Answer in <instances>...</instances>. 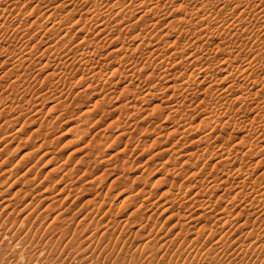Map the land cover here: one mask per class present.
I'll list each match as a JSON object with an SVG mask.
<instances>
[{
  "label": "rangeland",
  "instance_id": "1",
  "mask_svg": "<svg viewBox=\"0 0 264 264\" xmlns=\"http://www.w3.org/2000/svg\"><path fill=\"white\" fill-rule=\"evenodd\" d=\"M2 1H3L2 3H4V0ZM7 1L8 0H6V2L3 4L2 7L7 6V3H8V6L10 4L12 7H16L18 10L17 12L15 10V12H12V13L7 12V14L0 11V14H1L0 15V28H2L3 27L2 24H4V27L2 28L3 30L1 29L3 34L0 31V35L2 34L0 36V39H1L0 42L2 41L0 43V50L2 48V50L0 51L1 52L0 55L1 54L3 55V56L2 55L0 56V243H1L0 244V264H264V249H263L264 248L263 247L264 246V222L262 223V219L264 221V215H262L264 214L263 213L264 212L263 210L264 201L261 202L262 199L264 200V194H263L264 187L261 188L262 185L264 186V161H263L264 160V149L261 150L262 148H264V142L261 141L262 137H264V130H263L264 128L262 130L258 129V124H255L254 122L251 121L253 120L252 117H254L255 115V112L253 110L252 112L251 110H247L244 107V109L247 110V112L241 108L245 112H242L241 110L239 113L238 107L242 105L239 103L234 104V108L230 107L232 108V110L234 109L233 111H231L232 113H229L230 115L228 114L227 116L226 113H225L226 115L221 114L222 116L226 118H223V120L221 118L222 121L221 120L220 121L222 123L220 126L217 125L220 123H216L218 122L216 120L215 121L211 120V122H208L209 119L206 120L207 118H209L208 116H212L213 114L217 116V114L220 115L219 114L220 111L222 112L224 111L223 109L219 110L221 103L223 102L220 100L223 98H226V97H222L223 96L222 94L226 86H228L231 83L229 82L230 81L229 78L231 76H232L231 80L236 79L233 77H238L240 76L242 71L244 72V69L246 68L250 69L249 67H253L251 69H252V72H255V73H251L254 77L250 75L249 77L250 81L254 80L260 83L264 82V78H263L264 76V44L260 45V43L264 41V38L259 31L260 30V28L258 27L259 24L255 23L256 19L254 17H250V18L248 17L251 27L249 24H247L249 25V26L246 25L247 27H249L248 28L249 33H245L246 35L245 34L243 35V38H246V37L252 36L255 33L251 41H249L250 43L246 39L244 40L245 41L244 42L243 38L241 37L242 39L241 38L240 40L238 39V42H236L235 40H232V43L225 39L221 40L219 38H214V39H211L210 42L207 44L206 41H207L208 36L209 38H211L213 34L217 35L216 34L217 31L214 28L216 27V25H213L212 28L210 26L209 28L210 30L208 29V30H203V32L201 31V33L199 32L198 33L199 35L198 34L192 35V33L188 35V31H186L187 30L186 26L188 22H186L185 20H183L184 22L182 21V19L185 16H186L185 17L186 20H189V18H192L190 15V12L192 13V9L195 8L194 4L202 3L203 0H198L197 2L196 0H190V1L189 0L188 1L187 0H178V1L174 0V3H173V0H150V1L147 0L148 4L146 7H142L139 3L140 2L142 3L143 1L144 2H147V1L145 0L136 1L135 0L136 9L134 10V12H131V13L128 12L129 14L127 13V15H123L124 13L119 14L120 16L116 15L117 14L116 10L121 9V6H123V4L126 5L128 0H122L124 2L126 1V3L121 2L120 0H93L94 2L92 0L90 1L89 0L87 1L86 0H77V1L70 0V2L68 0H16L18 4H16V1H15L14 6L13 4H11L14 2V0L13 1L9 0L8 2ZM131 1L133 0H129V2ZM191 1L193 2L195 1V2L193 3ZM205 1H208V0H205ZM99 2L101 3L99 4ZM180 4L182 5L181 9H178V7H180ZM220 5L224 9L219 10V8H222ZM227 5L229 8H227ZM96 6L97 7L99 6L98 7L99 9ZM150 6L156 7L157 10L155 9V11L157 12H158V9H162V10H159V12L162 11L160 12V14L163 13L165 15V11H166L167 16H165V18L166 17L168 18L169 16L172 17L173 14L171 12L173 11V9L175 10L176 8V10L173 11V13L176 16L174 15V17L172 18L169 17L168 19L167 18L161 19V17L163 18L164 16L163 14L161 16L159 12L157 14L156 12H154V10L153 11L149 10V12H147L148 11L147 9ZM215 6H218L217 8L215 7V9L219 10V12L224 10L221 13L219 21L216 23L218 26H222L224 24V26L219 28V31L222 32L223 28H226L227 24L229 26V24L234 21L233 19L236 18V13H232L234 11L230 13V11L233 9L228 11V9H230L234 5L232 2H229V3L227 2V3H222V4L220 3L219 5H215ZM159 7H162V8H159ZM183 7L185 8L184 11L182 9ZM249 9L251 8L249 7ZM98 10H102L101 12L111 13L110 14L111 17H108L107 15L105 16L99 15L97 17V15L100 12V11L98 12ZM168 11L170 12L168 13ZM176 12H178L179 14ZM186 12H188L189 15ZM3 13L5 15L11 14L12 16L15 15L16 13L17 14L15 15V17L14 16L11 17V16H5ZM20 13L21 15H19ZM225 13H227V15ZM146 14H149V16ZM2 15H3V18H2ZM18 15L20 16L19 20L17 18ZM114 15H116V17ZM223 15L226 18V20L223 17ZM61 16L62 17L64 16L66 24H64L62 29L60 28L58 30L55 29L56 31L51 30L50 28L51 26H53L55 23L58 24L60 20L61 21L63 20ZM92 16H94V18H92ZM141 16H142V19L139 20L138 18ZM150 16H153V17L157 16L158 20L157 18L155 20V18L150 17ZM95 17H97L98 19ZM7 18L9 22L5 20ZM78 18L80 20H85L83 21V24H82L83 26L82 25L79 26V24L77 23L78 21L76 20H79ZM223 18H224L223 21L225 22L221 23L220 21H222ZM1 19L5 23L1 21ZM11 19L12 21L13 19H15V22L13 21L14 22L13 23ZM101 19L108 21L106 22L107 24L106 23L104 24V26L107 25L106 27L109 32L115 28L118 29V32L120 31L121 32L118 33L116 31L110 35L107 32L100 33L101 29L103 30L104 28H106V27H100V26L96 27L100 23ZM172 19L176 21L174 22ZM179 19L181 21L180 23H179ZM160 20L162 21V23ZM119 21L121 22L123 21L122 25L120 24L121 22L119 23ZM156 21L158 22L160 21L161 24L159 23V26L157 25L156 27L153 28L151 23L156 22ZM171 22H174V23H171ZM175 23H176V28H173L175 27ZM181 23H184L185 26L184 24L182 25ZM12 24H15V25L12 26ZM117 24L119 27L117 26ZM136 24L139 25L140 27L136 26ZM171 24L174 25V26L172 25V28L170 27ZM189 24L190 23H188V25ZM192 24L194 25V23ZM5 25H8L12 29L10 30V28H8V26H5ZM84 25L85 26L87 25L86 26L87 28L85 27L83 32H80V30L78 31V29L83 30ZM253 25H256V26L253 27ZM19 26H22V27L20 28ZM17 27H19L20 30L22 31L18 30L19 28ZM47 27L50 29L47 30L48 29ZM252 27L253 29L252 31L250 30L251 31L250 32L249 29H251ZM181 28H183V30ZM213 28H214V31H212ZM7 30L9 33H7ZM17 30L18 32H16ZM69 30H71L72 32ZM173 30L174 32H172ZM178 30L180 33L178 32ZM254 30L257 32V35L259 34L262 37V41L260 42L258 41L256 37L257 36L256 32ZM14 31L17 34H15ZM47 31L48 32L50 31V32L48 33ZM175 31L180 36H182L183 34V37H180V38L178 37L179 38L178 39L176 36H172L173 34L176 35ZM68 32L71 34H69ZM181 32L183 33L181 34ZM117 33H118V36H117ZM148 33H151L150 34L151 37L154 36L153 34L155 35L157 34L156 35L157 37H155L153 41L152 39H150L151 38L150 36H148L149 39L145 38L146 40L145 39L142 40V38L145 37V35ZM159 33H160V36H158ZM167 33L169 35V38H168ZM34 34L37 36H35ZM106 34L108 38L105 36ZM140 34L143 36H141ZM3 35L5 37H3ZM8 35L9 36L13 35V36L9 37ZM133 35L135 38H132ZM62 36H69V37H62ZM83 36L84 37L87 36L86 39L88 40V42L83 43V45L80 46L82 47L81 49L78 43L83 42L82 40ZM116 36L117 38H120V39H117ZM197 36L199 37L197 38ZM21 37H23V39ZM161 37H163L165 40L167 39L166 41H164L166 42V44L161 43L163 42V40H161ZM3 38L8 39V40L4 39L5 40L4 42L2 40ZM51 38L52 40L54 39L53 42L52 40H50ZM156 38L158 40H156ZM168 39H170L171 41L169 40L170 41L169 42ZM91 40H93L92 44L93 43L95 44L92 45ZM115 40L116 42L119 40L118 41L119 45L120 46L122 45L121 48H123L124 46L126 50H131L129 51V53L127 52L125 53L126 55L125 54L124 55L126 56V58L127 56H130L132 59L130 57L129 59L127 58L128 60L126 58L124 59V57H122L123 54L120 57H116V59L115 57H111L110 55H108V53H110V51L114 49L113 42H115ZM144 40L147 42H145ZM159 40L161 44L159 42H158L159 44L157 43V41ZM252 40L255 41V43L252 42ZM57 41L59 43L61 42L62 44L61 43L60 44L62 46ZM141 41L145 42V45L143 44L144 46L142 45V43H141L142 46L140 45ZM167 41L170 43L169 48L167 45L168 43ZM171 42L174 45H172ZM192 42L195 43L196 49L194 48L193 46L194 43ZM229 42L232 46L229 45ZM233 42L236 48L233 46ZM154 43H156L157 46L159 45L158 47L159 48L161 47L163 50L161 48L160 50H156L157 48L155 49V47L157 46L154 45ZM190 43L192 44V46ZM204 43L206 44V46L201 47L202 44L205 45ZM76 44L80 50H78V47L77 48L75 47ZM88 44H91V46ZM217 44L220 45V48H218ZM242 44H244V46ZM228 45H229V49H228ZM72 46L76 49H73ZM261 46H263L262 49H261ZM7 47L10 51L7 49ZM71 47L73 50H75L74 51L75 53L73 52L74 55L72 53ZM126 47L128 48L130 47V48L128 49ZM69 48L71 49V52ZM182 48L183 50H181ZM56 49L58 50L60 49L59 51H61L62 53ZM83 49L84 51H88V52L94 49H97L99 51V52L97 51L98 55L95 54V57L96 56L97 57L94 58L95 63L97 62L96 64L88 65L86 63V66H85V64H82V62L77 63V61H75L77 64L74 62L75 58H79ZM152 49H155L156 51L152 52L151 51ZM220 49L222 50L225 49L226 51L228 49L230 51L229 52L227 51V53L226 52L224 53ZM26 50L28 53H26ZM166 50L168 51V53ZM160 51H161L162 57L160 56ZM178 51L181 53H178ZM183 51H185L184 52L185 57L183 56ZM134 52L136 54L135 56H134ZM175 52L177 54H175ZM194 52L197 53L195 56H193ZM205 52H208V53H205ZM76 53L80 55H77ZM228 53H230V55ZM10 54L13 55V59ZM163 54H168V55H163ZM171 54L172 56L174 54L175 55L174 57L170 56L171 58L170 59L169 55ZM99 56L102 58H100ZM157 56L158 57L160 56L159 57L160 59L157 60L158 58ZM164 56H166V58ZM14 58L17 60L15 61ZM23 58H25V60ZM152 58L153 60L155 59L154 60L155 62L153 61L154 64L157 63V65L159 64V66L157 67L156 64L155 65L153 64V65H150L151 67L148 66L149 69H145L146 63L148 61H152ZM164 58L168 62V63L165 62V64H167L168 67L170 63L172 65L174 61L173 63L174 68L170 66V68H172L173 71L169 70L167 73H165L163 70L164 68L162 69L160 67V61L161 59H164ZM246 58L247 60H245ZM28 59L29 61H26ZM112 59H114V61ZM7 60L8 61L10 60V62L12 61L11 64L8 63ZM68 60L70 62L72 61L71 64H73V66L70 65V62ZM110 60L112 61L111 63L115 65L114 68H118V66L119 68L120 66L121 68H123L120 71H118L120 72L118 73V76H116L117 74L111 73L112 64L109 62ZM251 60H252V63L257 66L253 64H251V66L247 65L248 63L251 62ZM14 61L16 63H20V66L15 64ZM25 61H26V64H25ZM176 61L177 62L182 61L181 62L182 65L181 63L179 65V63H177ZM118 62L120 63L118 64ZM62 63L67 64V67L66 65L64 66V64ZM104 63L107 66H105ZM97 64L98 66H96ZM110 64L111 66H108ZM121 64L124 66H122ZM126 64L127 66L125 67ZM10 65L11 66L14 65V66L11 67ZM21 66H22V70H21ZM91 66L92 67L95 66L96 68L94 74L92 73V71H89L92 68ZM99 66L100 67L103 66L102 69L103 68L104 69L103 70L100 69L101 70L100 71ZM14 67L17 68V70L20 68L19 71H17ZM78 67L80 68L78 69ZM155 67H157L158 69ZM212 67L215 68L216 70L213 69ZM72 69H73V72H72ZM161 69H162V72H161ZM209 69L212 71V73L208 72L210 71ZM224 69L226 70L223 71ZM10 70L14 72V73L12 72L13 76L12 74H10L11 73L9 72ZM78 70H80L81 72ZM26 72H29L30 74ZM62 72L63 73L67 72L68 74L67 73L63 74ZM139 72H142V73L140 74ZM175 73L176 74L178 73V74L176 75ZM1 74L2 75L4 74V77H2ZM49 74L50 76L51 75L52 76L51 77L48 76ZM133 74L134 75L136 74V75L134 76ZM179 74L180 75L184 74L183 77H185L186 79L183 77H178L180 76ZM229 74L231 76H229ZM98 75H100V77ZM111 75H112V78L110 77ZM185 75L188 77H186ZM68 76L70 77L68 78ZM198 76L200 77V79L198 78ZM208 76L210 77L209 79H208ZM226 76L228 77V79H226L227 78ZM153 77H155L156 80ZM59 78L62 81H58ZM187 78H188V81H187ZM189 78L191 81H189ZM193 78L195 80H193ZM220 79L221 80L224 79L225 81L224 80L221 81ZM205 80L206 82L203 83V81ZM185 81L190 83V85ZM237 81L239 80L237 79ZM185 83H187L186 84L187 87ZM211 83L213 84V87L211 89H208L210 85L212 86ZM151 84H153V86H151ZM177 84L178 85L180 84V86H178ZM173 85H175L176 87H174ZM124 86H127V87H124ZM177 86L178 88L181 87L180 89L182 91H184L183 89L186 88L185 92L187 91V93L185 94V92H183L185 96H183V94L181 93L182 92L181 90H178ZM188 87L191 89L193 87V89L191 90L192 95H190L191 93L189 92L190 89ZM242 87L244 89L241 90L240 92L235 91L236 88L238 89V87L236 86L232 90H229L228 93L230 94L236 93L237 95L245 93L247 91L245 90L246 87H244V85H242ZM176 88L178 91L177 90L174 91V89ZM160 89L162 90V92ZM187 89H189V91ZM221 90H222V93H221ZM23 91H26V92H23ZM79 92L83 94H80ZM150 92H152L153 95L155 94V96L153 95L149 96L151 94ZM188 92L190 93L189 95H188ZM156 93H158L157 94L158 96H156ZM218 93H221V94L219 95ZM60 95L61 97L59 98ZM106 95H109V96H106ZM216 95L217 96L219 95L220 97L219 96L217 97ZM152 97H155V99H153ZM181 97H184V98H181ZM101 99L102 100L104 99V100L102 101ZM29 102L31 104H29ZM192 102L193 104L191 105ZM96 103L97 104L99 103V105L96 106ZM183 103L186 107L183 106ZM201 103H203L204 106L206 103V106L204 107ZM217 103L220 105H218ZM254 103L255 105H253ZM254 103L252 104V107L257 106L258 99H256ZM128 104H130V106ZM124 105L125 106L128 105V106L125 107ZM54 107H56V109H54ZM159 107L163 108L164 110L160 109ZM166 107H169V108H166ZM171 109L174 111H172ZM179 109L180 111L176 112ZM207 111H209V113ZM214 112L217 114H215ZM243 114H244V117H243ZM184 116H188V117H184ZM245 116H247V118ZM204 117H207V118H204ZM243 119L245 120L248 119V120L245 121ZM204 121L205 122L207 121V123H205ZM187 122H190V123H187ZM249 122L252 123V126L249 124ZM179 124L181 125V128L179 127L180 126ZM191 125L192 127L194 125V127L192 128ZM22 126L24 127L22 128ZM165 127L167 129H165ZM252 127L254 128L252 129ZM249 128L251 129L250 131H249ZM255 128L256 130L257 129L258 130L254 131ZM261 131H262V134L260 133ZM208 132H209V135H208ZM259 133L262 135V137ZM205 134L209 137L208 138L207 136L204 137ZM217 134L220 138H218ZM257 135H260V136H257ZM214 136H216V138H214ZM223 136L224 138H222ZM256 137L257 138L260 137V138L259 140L257 139V141L255 142ZM204 138L205 140H203ZM240 140L242 141V143H239ZM224 142L227 145H225ZM253 143L254 144L257 143L256 144L257 146L256 145L253 146ZM234 144L235 146H237V149L239 151L237 150L238 152H236L233 150L234 153L232 155L235 156V153H236L235 157H238L237 158L238 162L236 158H234V156L231 155L232 156L231 158L233 159H232V162H230V165L225 166L226 164H224L223 166L219 162L220 164L218 166L216 165L217 167H215L213 164L217 162L218 160H221V155L224 154L222 152L225 151V154L229 155V152H230L229 149L232 148V145L234 148L235 147ZM250 146H251V149L253 148L252 151L250 149ZM124 147L125 148L127 147V149H125ZM220 147L223 149H220ZM248 148L250 149L249 150L250 153H248L249 152L247 150ZM220 150L221 151L223 150V151L221 152ZM246 150L248 151L246 155L247 154H250V155L246 157L244 155L243 157L242 153L244 154ZM218 152L222 154H219L220 157L217 158L216 156L218 155L217 154ZM239 152L241 153L239 154ZM225 154L224 156H226ZM198 155L201 156V159ZM211 157L213 158L211 159ZM207 159L210 161H208ZM260 161H263V164H260L261 166L258 165L259 163H261ZM231 163H233L232 166H231ZM181 165H183V167ZM220 168H221V171H220ZM225 168H228V169H225ZM224 172L226 173L224 174ZM180 174H182L183 176H180ZM232 174L235 176H232ZM237 175L239 178H237ZM227 176L229 177L231 176L232 178L231 177L227 178ZM246 176L248 177V179H246L247 178ZM96 177L98 178L97 180H96ZM218 177H219V180H217ZM233 177H236V178H233ZM213 178L214 179L217 178L216 181L215 180L212 181ZM222 178L224 182L226 181V179L228 180L225 183L222 181L223 184H221ZM241 179L243 180L246 179L243 187L246 186L247 188L245 187L246 190L245 188L243 189V191L245 190L244 192L242 191L243 187L240 188L241 192H240V189L238 191L235 190L236 182ZM183 181L185 182V184L183 183ZM217 181L220 183H218ZM232 181L233 182L236 181V182L233 183ZM172 182H174L176 185H174V183ZM213 182L214 183L217 182L215 183L216 188L215 187L214 188L215 189L218 188V190L211 189L210 186L214 184ZM250 182L252 185L250 184ZM122 183L125 187L121 185ZM124 183H127V184H124ZM119 184H120V187L118 186ZM162 184H164L165 186ZM218 184L219 185L221 184L220 185L221 187ZM248 184L250 185V187L251 186L253 187V190H252V187L250 189ZM256 184H258V186ZM126 185H128V187ZM167 185L168 187H166ZM193 186L195 187L193 188ZM232 187L235 188L234 189L235 192L232 189ZM256 187H258L257 189L259 191L256 189V191L254 192L255 194H254L252 191H254ZM179 188L181 189L183 188V189L179 190ZM122 189H124L126 193L122 191ZM130 189L132 190V193L129 192ZM207 189H210V190H207ZM224 189L226 190V192ZM169 190L173 193L180 191V194L170 193ZM198 190H200V192ZM184 191H186V193H183ZM236 191L239 194L241 193L240 195L244 196V197L242 196L241 199H244V198H247L249 200L252 199L251 202L249 200H246L247 202L249 201V205L246 203V201L245 202L242 201V204H241L239 203L241 202V200L238 201L237 199H235V201L231 199L232 201L230 202L229 195L232 196L233 194L234 196ZM122 192H124V194ZM167 192L170 194H167ZM187 192L191 193L192 196L196 195L197 192L201 193L200 194L201 196H199L198 194L200 200L204 201L208 199L209 201L210 199L211 202H209L205 208L198 206L197 207L198 209H196L195 208L196 206H194L195 208L194 210L192 207H189L190 205L193 206L194 199L191 202L192 196L190 198V195ZM246 192H248L249 195ZM163 193L167 194V195L164 194V197L167 196L170 199L172 197L174 198V195H175L177 197L175 200L178 201V199L180 198L181 201L180 199L178 202L169 201L170 203L167 204L168 198L166 197L165 199L163 197ZM223 193L227 194V195L225 194L226 197H224L225 195H223V197L220 196ZM244 193H246V196ZM250 193H253V194H251L250 196ZM203 194H206L205 197ZM255 195L256 197H254ZM182 196L186 198L184 199L182 198ZM219 196L221 199L220 198L218 199ZM257 196L261 197L262 199L258 200L259 198ZM128 197L131 201H128L129 200ZM124 198L128 200H125ZM255 198L257 199V201L255 200ZM123 201H126V202H123ZM253 201L254 203H252ZM128 202L130 205L127 204ZM113 203L114 204L116 203V205L113 206L112 205ZM231 203H234V204H231ZM256 203H257V206L259 205L258 203H260V207L259 206L256 207L255 206ZM235 204L240 205V207L237 206L238 208L236 207L234 208L233 206H236ZM245 204L248 206H246ZM169 205L172 207H170ZM112 206L115 207V209ZM225 206L232 209V211L231 209H229L230 213L228 212L230 215L232 214L231 217H227L230 215L227 214L226 211H225L226 213H224L223 208H225ZM185 207H188V209ZM245 207L247 208L246 210L250 212L253 216V217L249 216L250 221L246 220L247 218L245 215L247 211L244 209ZM252 207H254L253 208L254 212L253 210H251ZM240 208H242L245 211V213H243L244 211L241 209L242 211L241 213H243V215H239L238 213L240 211ZM261 208L262 210L258 211V209H261ZM164 209H168V210H164ZM222 209H223V213H220ZM192 210L194 213H192ZM137 211L138 213H136ZM178 212L179 214L180 213L181 214L180 215L177 214ZM186 212L190 215H186L187 214ZM256 212L258 214H256ZM135 213L137 215H135ZM182 213L184 214V216ZM235 215L238 216L240 221L237 218L233 226L232 224H229V225L224 224L227 218L229 221L231 220V218L232 220H234L237 217ZM198 216H200L199 219H197ZM127 217L128 218L130 217V218L128 219ZM223 217H226V218H223ZM256 217H258V220H256L257 219ZM218 219L221 220L220 225H218L220 221V220L218 221ZM222 220L224 222H222ZM246 221L249 222L251 226L250 225H249L250 227L243 226L244 228L242 227V231H241V228L239 227L241 224L239 225V223L241 222L243 223ZM252 221H255V224L252 225L253 223ZM125 222L127 224H125ZM215 222H218L217 225L215 224ZM258 222L259 223L261 222V224H259ZM177 223L179 224V226L176 225ZM213 223L214 225L212 226L211 224ZM230 223L232 222L230 221ZM222 224L223 226H221ZM181 226H183L182 229H181ZM255 226L258 227L257 228L258 230L256 229ZM201 227H203L204 229ZM211 227H213L212 230L215 229V232L217 233L216 235H215V232L212 233L213 235L210 233L211 231L209 229H211ZM252 228L254 230H252ZM183 229L185 230L182 232ZM198 229H202V230L199 231ZM227 230L230 231V233L227 232ZM180 232L181 234L179 235ZM202 232H204L205 234ZM222 232H223V236L225 239L224 243L227 244L228 246L226 247L227 249L225 247L224 249L223 247H219L220 249H218L217 248L218 245L217 244L214 245L217 238L218 239L221 238ZM245 232H247V234H250V235H247ZM252 233L254 234L252 235ZM199 234L202 238L199 236ZM226 234H227V238H225ZM195 235L199 236L200 240L196 239ZM193 237L197 241L193 239ZM185 238H187L186 239L187 241L185 240ZM211 247H214V248H211ZM242 249L243 250L247 249V250L244 251V253H242L243 251ZM249 249H251V253H249L248 255L247 251H249ZM212 250H215V251L213 252ZM207 252H210V254ZM18 255L19 257H17Z\"/></svg>",
  "mask_w": 264,
  "mask_h": 264
},
{
  "label": "bare ground",
  "instance_id": "2",
  "mask_svg": "<svg viewBox=\"0 0 264 264\" xmlns=\"http://www.w3.org/2000/svg\"><path fill=\"white\" fill-rule=\"evenodd\" d=\"M8 1H9V0H8ZM8 1H7V2H8ZM12 1H13V0H12ZM15 1H16V0H14V2L11 3V4H13V6H14ZM68 1L70 2V0H68ZM72 1H73V0H72ZM76 1H77V0H76ZM86 1H87V0H86ZM86 1H85V3H86ZM89 1H90V0H89ZM92 1H93V0H92ZM120 1H121V2H124V1H122V0H120ZM120 1H119V2H120ZM136 1H137V0H136ZM136 1L133 0V1L129 2V0H128L129 3L127 2L126 5H124V4L122 3L123 6H121V9H119V8L117 7L119 10H116V12H117L116 15L118 16L119 14H123V13H124L123 15H127L128 12H129V13L134 12V10L136 9ZM145 1H147V0H145ZM149 1H150V0H149ZM175 1H176V0H175ZM177 1H178V0H177ZM187 1H188V0H187ZM189 1H190V0H189ZM197 1H198V0H196V2H197ZM203 1H204V2H203ZM203 1H202V3H196V4H194V5H195V8L192 9V13L190 12L191 10L189 11V12H190V15H191L192 18H189V20H186V19H185L186 16H185V17L182 19V21L185 20L186 22L190 23L189 25H188V23H187V26H186V27H187V30H186V31H188V35H189L190 33H192V35H193V34H194V35H195V34H198L199 32L201 33V31L203 32V30H208V29L210 28V26H211V28H212L213 25H216V27H214V28H215L216 31H217V32H216L217 35H214V34H213L211 38H209V36H208L207 41H206L207 44L210 42L211 39H214V38H219V39H221V40H224V39H225V40L230 41L231 43H232V40H235L236 42H238V39L240 40L241 37L243 38V35H244L245 33H249V32H248V28H249V27H247V26L250 25L249 20H248V17H249V18H250V17H254V18L256 19L255 23H256V24H259V26H258V27L260 28L259 31H260V33L262 34L263 38H264V0H208V1L203 0ZM2 2H3V1L0 0V3H2ZM5 2H6V0H4V3H5ZM51 2H52V1H51ZM93 2H94V1H93ZM151 2H152V1H151ZM191 2H193V1H191ZM194 2H195V1H194ZM194 2H193V3H194ZM227 2H228V3H229V2H232V3H233L234 6H232L230 9H228V11L231 10V9H233V10L230 11V13H231L232 11H234V12H232V13H236V18L233 19L234 21L232 20L233 22L230 23L231 25L229 24V26H228V24H227L226 28H223L222 32H220V31H219V28H221L222 26H224V24H223L222 26H218L216 23L219 21L220 16H221V13L224 11V10H223V11L219 12V10H220V9H224V8L220 5L222 8H219V10H216L215 7L217 8L218 6H215V5H219L220 3L222 4V3H227ZM4 3L0 4V11L4 12V13H6V14H7V12H8V13L15 12V10H16V12H17L18 9H17L16 7H12L10 4H9V6H10V7H9V6H8V3H7V6H8V7H7V6L2 7ZM66 3H67V2H66ZM71 3H73V2H71ZM75 3H76V2H75ZM100 3H101V2H99V4H100ZM124 3H126V1H125ZM173 3H174V0H173ZM189 3H190V2H189ZM16 4H18L17 1H16ZM20 4H21V2H20ZM105 4H106V3H105ZM139 4H140L142 7H146L147 4H148V1H147V2H144V1H143L142 3L140 2ZM157 4H158V3H157ZM159 4H160V3H159ZM230 4H231V3H230ZM64 5H65V4H64ZM106 5H107V4H106ZM161 5H162V4H161ZM164 5H165V4H164ZM175 5H176V4H175ZM177 5H178V3H177ZM191 5H192V4H191ZM66 6H67V4H66ZM71 6H72V4H71ZM99 6H100V5H99ZM99 6H98V7H99ZM141 6H140V7H141ZM152 6H153V5H152ZM165 6H166V5H165ZM181 6H182L181 4H180V7L177 6L178 9H181ZM19 7H20V6H19ZM62 7H63V5H62ZM89 7H90V6H89ZM91 7H92V6H91ZM96 7H97V6H96ZM98 7H97V8H98ZM115 7H116V6H115ZM185 7H186V6H185ZM249 7H250L251 9H249ZM1 8H2V9H1ZM54 8H55V7H54ZM97 8H96V9H97ZM111 8H112V7H111ZM138 8H139V7H138ZM159 8H162V7H159ZM166 8H167V7H166ZM192 8H193V7H192ZM227 8H229L228 5H227ZM49 9H50V8H49ZM80 9H81V8H80ZM83 9H84V8H83ZM89 9H90V8H89ZM98 9H99V8H98ZM145 9H146V8H145ZM155 9H156V7H151V6H150V7L147 9V10H148L147 12H149V10H151V11L154 10V12H156V13L158 14L159 10H162V9H158V12H157V11H155ZM182 9H183V11L185 10L184 7H183ZM73 10H74V9H73ZM106 10H107V9H106ZM108 10H109V9H108ZM113 10H115V9H113ZM156 10H157V9H156ZM175 10H176V8H175ZM175 10L173 9V11H175ZM186 10H187V9H186ZM19 11H20V10H19ZM22 11H23V10H22ZM99 11H100V12H99ZM101 11H102V10H98L99 14L97 15V17H98L99 15H103V16L107 15L108 17H111V16H110L111 13H106V12H101ZM104 11H105V10H104ZM111 11H112V10H111ZM173 11L171 12V13L173 14L172 17H174V15H175V14L173 13ZM177 11H178V10H177ZM225 11H227V10H225ZM54 12H55V11H54ZM56 12H57V11H56ZM96 12H97V11H96ZM109 12H110V11H109ZM147 12H145V13H147ZM160 12H162V11H160ZM160 12H159V14H160ZM169 12H170V11H168V13H169ZM181 12H182V11H181ZM4 13H3V14H4ZM18 13H19V12H18ZM71 13H73V12H71ZM85 13H86V12H85ZM112 13H113V12H112ZM129 13H128V14H129ZM152 13H153V12H152ZM166 13H167L166 11H165V15L162 13V14L164 15L163 18L161 17L162 14H160V15H161V16H160L161 19H166V18H167V17L165 18V16H167ZM171 13H170V14H171ZM176 13H178V12H176ZM186 13H188V12H186ZM13 14H14V13H13ZM16 14H17V13H16ZM16 14H15V15H16ZM52 14H53V13H52ZM75 14H76V13H75ZM77 14H78V12H77ZM90 14H91V13H90ZM92 14H93V13H92ZM153 14H154V13H153ZM153 14H152V15H153ZM172 14H171V15H172ZM178 14H179V13H178ZM178 14H177V15H178ZM183 14H184V13H183ZM223 14H224V13H223ZM225 14L227 15V13H225ZM0 15H1V14H0ZM4 15H5V14H4ZM15 15H13V16L15 17ZM19 15H21V13H20ZM19 15H18V17H17L18 20H19V18H20ZM70 15H71V14H70ZM72 15H73V14H72ZM82 15H84V14H82ZM112 15H113V14H112ZM116 15H114V16L116 17ZM146 15L149 16V14H146ZM150 15H151V14H150ZM155 15H156V14H155ZM188 15H189V13H188ZM5 16H11V17H13L11 14H9V15H5ZM5 16H4V17H5ZM53 16H54V15H53ZM107 16H106V17H107ZM119 16H120V15H119ZM175 16H176V15H175ZM233 16H234V15H233ZM233 16H232V18H233ZM61 17H62V16H61ZM65 17H66V16H65ZM88 17H89V16H88ZM97 17H95V18H97ZM108 17H107V18H108ZM150 17H153V16H150ZM169 17H171V16H169ZM169 17H168V18H169ZM172 17H171V18H172ZM189 17H190V16H189ZM223 17H224V15H223ZM2 18H3V15H2ZM5 18H6V17H5ZM62 18H63L64 21H63V20H62V21L60 20V22H59L58 24L55 23L56 25L54 24L53 26L50 27L51 30H55V29L58 30L59 28L62 29V27L64 26V24H66L65 19H64V16H63ZM75 18H76V17H75ZM92 18H94V16H92ZM103 18H104V17H103ZM107 18H106V19H107ZM113 18H114V17H113ZM121 18H122V17H121ZM123 18H124V17H123ZM153 18H155V20H156L157 16H156V17H153ZM168 18H167V19H168ZM177 18H178V17H177ZM221 18H222V17H221ZM224 18H225V17H224ZM224 18L222 19V21H220L221 23L225 22V21H223ZM78 19H79V18H78ZM82 19H83V18H82ZM85 19H86V18H85ZM97 19H98V18H97ZM138 19L141 20V19H142V16L139 17ZM173 19H174V18H173ZM173 19H172V20H173ZM175 19H176V18H175ZM255 19H254V20H255ZM5 20L8 21V18L5 19ZM68 20H69V18H68ZM68 20H67V21H68ZM71 20H72V19H71ZM111 20H112V19H111ZM114 20H115V19H114ZM153 20H154V19H153ZM157 20H158V18H157ZM176 20H177V19H176ZM176 20H175V21H176ZM194 20H196V21H194ZM225 20H226V18H225ZM229 20H231V19H229ZM254 20H253V21H254ZM1 21H3V20L1 19ZM11 21H12V19H11ZM13 21L15 22V19H13ZM13 21H12V22H13ZM74 21H75V20H74ZM76 21H78L77 23L79 24V26H81V25L83 24V21H85V20H80V19H79V20H76ZM160 21H161V20H160ZM160 21H159V22H158V21H156V22H152L151 25L153 26V28L156 27L157 25L159 26ZM170 21H171V20H170ZM173 21H174V20H173ZM175 21H174V22H175ZM193 21H194V22H193ZM3 22H4V21H3ZM8 22H9V21H8ZM14 22H13V23H14ZM68 22H69V21H68ZM89 22H90V21H89ZM106 22H108V21H105V20L101 19L100 23H99V24L97 23L98 25H97L96 27H98V26H100V27H106L107 25L104 26V24H105ZM120 22H121V21H119V23H120ZM128 22H129V21H128ZM168 22H169V21H168ZM174 22H171V23H174ZM177 22H178V21H177ZM177 22H176V23H177ZM180 22H181V21H180V19H179V23H180ZM183 22H184V21H183ZM186 22H185V23H186ZM220 22H219V23H220ZM251 22H252V21H251ZM4 23H5V22H4ZM16 23H17V22H16ZM69 23H70V22H69ZM73 23H74V22H73ZM75 23H76V22H75ZM77 23H76V24H77ZM119 23H118V24H119ZM122 23H123V21H122L120 24L122 25ZM136 23H138V22H136ZM161 23H162V21H161ZM161 23H160V24H161ZM164 23H165V22H164ZM169 23H170V22H169ZM176 23H175V27H173V28H176ZM192 23H194V25H193ZM221 23H220V24H221ZM1 24H2V23H1ZM8 24H9V23H8ZM10 24H11V23H10ZM31 24H32V23H31ZM67 24H68V23H67ZM78 24H77V25H78ZM95 24H96V23H95ZM106 24H107V23H106ZM110 24H111V23H110ZM118 24H117V26H118ZM128 24H129V23H128ZM177 24H178V23H177ZM181 24L183 25L184 23H181ZM247 24H249V25H247ZM253 24H254V23H253ZM2 25H3V27H4V24H2ZM2 25H1V27H2ZM14 25H15V24H12V26H14ZM37 25H38V24H37ZM42 25H43V24H42ZM69 25H70V24H69ZM73 25H74V24H73ZM108 25H109V24H108ZM113 25H114V24H113ZM133 25H135V24H133ZM168 25H169V24H168ZM172 25H173V24L170 25L171 28H172ZM178 25H179V24H178ZM225 25H226V24H225ZM246 25H247V26H246ZM5 26H8V25H5ZM10 26H11V25H10ZM12 26H11V27H12ZM22 26H23V25H22ZM22 26H19V27L21 28ZM25 26H26V25H25ZM32 26H33V25H32ZM70 26H71V25H70ZM74 26H75V25H74ZM82 26H83V25H82ZM86 26H87V25H86ZM86 26L84 25L83 30H82V29H78V31L80 30V32H83V31H84V28H85ZM136 26H139V25L136 24ZM166 26H167V25H166ZM173 26H174V25H173ZM184 26H185V24H184ZM193 26H194V27H193ZM254 26H256V25H253V27H254ZM3 27H2V28H3ZM19 27H17V28H19ZM35 27H36V26H35ZM42 27H43V26H42ZM118 27H119V26H118ZM133 27H134V26H133ZM139 27H140V26H139ZM178 27H179V26H178ZM250 27H251V25H250ZM253 27H252L251 29H249V31H250V30L252 31ZM2 28H0V31H1ZM5 28H6V27H5ZM8 28H10V27L8 26ZM13 28H14V27H13ZM20 28H19L18 30H20ZM28 28H29V27H28ZM47 28H48V27H47ZM50 28H48L47 30H49ZM67 28H68V27H67ZM76 28H77V27H76ZM86 28H87V27H86ZM114 28H115V27H114ZM120 28H121V27H120ZM137 28H138V27H137ZM214 28H213V30H212V29H211V30L214 31ZM6 29H7V28H6ZM11 29H12V28H10V30H11ZM15 29H16V27H15ZM15 29H14V30H15ZM68 29H69V28H68ZM72 29H73V27H72ZM121 29H122V28H121ZM123 29H125V28H123ZM139 29H140V28H139ZM169 29H170V28H169ZM181 29L183 30V28H181ZM184 29H185V28H184ZM254 29H255V28H254ZM2 30H3V29H2ZM18 30H17L16 32H18ZM81 30H82V31H81ZM101 30H102V29H101ZM101 30H100V33H104V32L106 33V32H107L109 35H110V34H113V33L116 32V31L118 32V29H116V28H115V29H112L110 32L107 30V27L104 28V29L102 30L103 32H102ZM132 30H133V29H132ZM142 30H143V29H142ZM152 30H153V29H152ZM155 30H156V29H155ZM161 30H162V29H161ZM171 30H172V29H171ZM182 30H181V31H182ZM209 30H210V29H209ZM5 31H6V30H5ZM5 31H4V32H5ZM20 31H22V30H20ZM27 31H28V30H27ZM39 31H40V30H39ZM39 31H38V32H39ZM55 31H56V30H55ZM69 31H71V30H69ZM88 31H89V30H88ZM119 31H120V30H119ZM130 31H131V29H130ZM212 31H211V32H212ZM251 31H250V32H251ZM254 31H255V30H254ZM254 31H253V32H254ZM16 32L14 31L15 34H17ZM38 32H37V33H38ZM47 32H48V31H47ZM49 32H50V31H49ZM49 32H48V33H49ZM61 32H62V31H61ZM71 32H72V31H71ZM120 32H121V31H120ZM120 32H118V33H120ZM125 32H126V31H125ZM156 32H157V31H156ZM172 32H174V30H173ZM178 32H179V30H178ZM183 32H184V31H183ZM183 32H181V34H182ZM255 32H256V31H255ZM1 33H2V31H1ZM7 33H9L8 30H7ZM20 33H21V32H20ZM39 33H40V32H39ZM39 33H38V34H39ZM63 33H64V32H63ZM68 33H69V32H68ZM77 33H78V32H77ZM118 33H117V36H118ZM122 33H123V32H122ZM133 33H134V32H133ZM169 33H170V32H169ZM175 33H176V31H175ZM179 33H180V32H179ZM208 33H210V32H208ZM213 33H215V32H213ZM258 33H259V32H258ZM2 34H3V33H2ZM2 34H1V35H2ZM15 34H14V35H15ZM29 34H30V33H29ZM29 34H28V35H29ZM35 34H36V33H35ZM35 34H34V35H35ZM58 34H59V33H58ZM69 34H71V33H69ZM130 34H132V33H130ZM141 34H142V32H141ZM141 34H140V35H141ZM150 34H151V33L146 34L145 37L142 38V40L145 39V38H148V36H150ZM161 34H162V33H161ZM170 34H171V33H170ZM254 34H255V33H254ZM254 34H253V35H254ZM1 35H0V36H1ZM4 35H5V34H4ZM4 35H3V37H5ZM34 35H33V36H34ZM63 35H64V34H63ZM86 35H88V34H86ZM109 35H108V36H109ZM123 35H125V34H123ZM153 35H154V36H152V37L150 36V37H151L150 39H152V41H153V39H154L155 37H157V36H156L157 34H156V35L153 34ZM165 35H166V34H165ZM167 35H168V33H167ZM167 35H166V36H167ZM171 35H172V34H171ZM198 35H199V34H198ZM207 35H208V34H207ZM245 35H246V34H245ZM253 35H252V36H249V35H248L249 37L243 38V41H244L245 39H246L248 42L251 41V39L253 38ZM256 35H257V32H256ZM8 36H9V35H8ZM10 36H13V35H10ZM10 36H9V37H10ZM22 36H23V34H22ZM35 36H37V35H35ZM42 36H43V35H42ZM105 36L107 37V34H106ZM105 36H104V37H105ZM113 36H114V35H113ZM117 36H116V38H117ZM130 36H131V35H130ZM137 36H139V35H137ZM141 36H143V35H141ZM158 36H160V33H159ZM161 36H162V35H161ZM172 36H176L177 38H178V37L180 38V37H183V34H182V36H180L179 34L176 33V35L173 34ZM172 36H171V37H172ZM205 36H206V34H205ZM14 37H15V36H14ZM24 37H25V36H24ZM62 37H69V36H62ZM86 37H87V36H85V37L83 36V39H82L83 42L78 43V44H79V47L82 46L83 43H87V42H88V40L86 39ZM106 37H105V38H106ZM125 37H126V36H125ZM193 37H194V36H193ZM198 37H199V36H197V38H198ZM254 37H255V36H254ZM256 37H257V39H258L259 42L262 41V37H261L259 34H258ZM256 37H255V38H256ZM21 38L23 39V37H21ZM35 38H36V37H35ZM91 38H92V37H91ZM94 38H95V37H94ZM107 38H108V37H107ZM110 38H111V37H110ZM116 38H115V39H116ZM132 38H135L134 35H133ZM158 38H159V37H158ZM165 38H166V37H165ZM168 38H169V35H168ZM179 38H178V39H179ZM190 38H191V37H190ZM197 38H196V39H197ZM202 38H203V37H202ZM204 38H206V37H204ZM226 38H228V39H226ZM242 38H241V39H242ZM249 38H250V39H249ZM255 38H254V39H255ZM4 39H5V38L2 39L4 42H5V40H8V39H5V40H4ZM26 39H27V38H26ZM59 39H60V38H59ZM117 39H120V38H117ZM117 39H116V40H117ZM148 39H149V38H148ZM159 39H160V38H159ZM0 40H1V39H0ZM10 40H12V39H10ZM27 40H28V39H27ZM41 40H42V39H41ZM41 40H40V41H41ZM47 40H48V39H47ZM50 40H52V38H51ZM53 40H54V39H53ZM53 40H52V42H53ZM62 40H63V39H62ZM116 40H115V42H113V43H114V47H113L114 49H113L112 51H110V53H108V55H110L111 57H115V59H116V57H120V56L123 54L122 57H124V59H125V58H126V56H125L126 54H125V53H127V52L129 53V51H131V50H126V49L124 48V46H123V48H121L122 45H121V46L119 45V42H118L119 40H118L117 42H116ZM123 40H124V39H123ZM134 40H135V39H134ZM145 40H146V39H145ZM145 40H144V41H145ZM156 40H158V39L156 38ZM161 40H163V42H161V43H165V44H166V42H164V41H166L167 39L165 40L163 37H161ZM169 40H170V39H168V41H169ZM198 40H199V39H198ZM20 41H21V40H20ZM60 41H61V40H60ZM64 41H65V40H64ZM71 41H72V40H71ZM92 41H93V40H91V44H92ZM128 41H129V40H128ZM144 41H141V42H140V45H141V43H142V45H143V44L145 45V42H147V41H145V42H144ZM168 41H167V42H168ZM170 41H171V40H170ZM170 41H169V42H170ZM177 41H179V40H177ZM181 41H182V40H181ZM196 41H197V40H196ZM196 41H195V42H196ZM258 41H257V42H258ZM1 42H2V41H1ZM1 42H0V43H1ZM10 42H11V41H10ZM10 42H9V43H10ZM57 42H58V41H57ZM57 42H56V43H57ZM62 42H63V41H62ZM73 42H74V41H73ZM89 42H90V41H89ZM94 42H95V40H94ZM102 42H103V41H102ZM158 42L160 43V40L157 41V43H158ZM169 42L167 43L168 48L170 47V45H169L170 43H169ZM188 42H189V41H188ZM188 42H187V43H188ZM200 42H201V41H200ZM221 42H222V41H221ZM226 42H227V41H226ZM226 42H225V43H226ZM230 42H229V45L232 46V45L230 44ZM236 42H235V43H236ZM241 42H242V41H241ZM244 42H245V41H244ZM248 42H247V43H248ZM252 42L255 43V41H253V40H252ZM263 42H264V41H263ZM263 42L260 43V45H261V44H264ZM58 43H59V42H58ZM58 43H57V44H58ZM60 43H61V42H60ZM60 43H59V44H60ZM65 43H66V42H65ZM68 43H69V41H68ZM70 43H71V42H70ZM117 43H118V44H117ZM120 43H121V41H120ZM159 43H158V44H159ZM161 43H160V44H161ZM171 43H172V42H171ZM174 43H175V42H174ZM179 43H180V42H179ZM185 43H186V42H185ZM192 43H194V42H192ZM197 43H198V42H197ZM202 43H203V42H202ZM225 43H224V44H225ZM249 43H250V42H249ZM27 44H28V43H27ZM61 44H62V43H61ZM61 44H60V45H61ZM91 44H88V45L91 46ZM93 44H95V43H93ZM93 44H92V45H93ZM190 44H191V43H190ZM198 44H199V43H198ZM204 44H205V43H204ZM210 44H211V43H210ZM226 44H227V43H226ZM8 45H9V44H8ZM86 45H87V44H86ZM108 45H110V44H108ZM126 45H127V44H126ZM140 45H139V46H140ZM142 45H141V46H142ZM144 45H143V46H144ZM154 45H156V43H154ZM172 45H174V44L172 43ZM172 45H171V46H172ZM178 45H179V44H178ZM229 45H228V49H229ZM242 45L244 46V44H242ZM260 45H259V46H260ZM61 46H62V45H61ZM68 46H69V45H68ZM111 46H112V45H111ZM141 46H140V47H141ZM156 46H157V45H156ZM158 46H159V45H158ZM158 46L155 47V49L157 48L156 50H160L161 47L159 48ZM160 46H161V45H160ZM163 46H164V44H163ZM163 46H162V47H163ZM165 46H166V45H165ZM191 46H192V44H191ZM193 46H194V48L196 47V46H195V43L193 44ZM202 46L204 47V46H206V44H205V45L202 44L201 47H202ZM217 46H218V48H220V45L217 44ZM233 46H234V42H233ZM246 46H247V45H246ZM1 47H2V46H1ZM3 47H4V46H3ZM32 47H33V46H32ZM72 47H73V46H72ZM72 47H71V49H72ZM75 47H76V48L78 47L77 44L75 45ZM79 47H78V50H80ZM118 47H119V48H118ZM199 47H200V46H199ZM214 47H215V46H214ZM234 47H235V46H234ZM239 47H240V46H239ZM262 47H263V46H261V49H262ZM67 48H68V47H67ZM76 48L73 47V49H76ZM80 48L82 49V47H80ZM126 48H128V47H126ZM129 48H130V47H129ZM129 48H128V49H129ZM158 48H159V49H158ZM192 48H193V47H192ZM208 48H209V47H208ZM223 48H224V47H223ZM235 48H236V47H235ZM242 48H243V47H242ZM5 49H6V48H5ZM5 49H3V50H5ZM7 49H8V47H7ZM7 49H6V50H7ZM18 49H19V48H18ZM22 49H23V48H22ZM62 49H63V48H62ZM69 49H70V48H69ZM71 49H70V52H71ZM73 49H72V53L75 51V50H73ZM155 49H152L151 51H152V52H153V51H156ZM161 49H162V48H161ZM195 49H196V48H195ZM197 49H198V47H197ZM225 49H226V47H225ZM225 49H224V50L220 49V50H221L222 52H224V53H225V52L227 53V51H228V52L230 51V50H228V49H227V51H226ZM230 49H231V47H230ZM259 49H260V48H259ZM1 50H2V48H1ZM1 50H0V51H1ZM8 50H9V49H8ZM8 50H7V51H8ZM31 50H33V49H31ZM50 50H51V49H50ZM56 50H58V49H56ZM59 50H60V49H59ZM59 50H58V51H59ZM64 50H65V49H64ZM85 50H86V49H85ZM87 50H88V49H87ZM162 50H163V49H162ZM181 50H183V48H182ZM181 50H180V51H181ZM212 50H213V49H212ZM232 50H233V49H232ZM232 50H231V51H232ZM9 51H10V50H9ZM58 51H56V52H58ZM76 51H77V50H76ZM97 51H98L97 49H94V50L88 52V51H84V49H83V51L81 52V55L76 53L77 55H80V56H79V58H75V59H74V62H75V61H77V63H81V62H82V64H85V66H86V63H87L88 65H89V64H90V65H94V64L97 63V62L95 63V59H94V58L97 57V56L95 57V54H97ZM166 51H167V50H166ZM166 51H165V52H166ZM250 51H251V49H250ZM257 51H258V49H257ZM260 51H261V50H260ZM14 52H15V51H14ZM22 52H23V51H22ZM42 52H43V51H42ZM59 52H61V51H59ZM66 52H67V51H66ZM98 52H99V51H98ZM157 52H158V51H157ZM163 52H164V51H163ZM176 52H177V51H176ZM176 52H175V54H177ZM184 52H185V51H183V56H184ZM196 52H197V51H196ZM217 52H218V51H217ZM239 52H240V51H239ZM0 53H1V52H0ZM5 53H6V52H5ZM26 53H28L27 50H26ZM48 53H49V52H48ZM61 53H62V52H61ZM74 53H75V52H74ZM74 53H73V55H74ZM79 53H80V52H79ZM82 53H83V54H82ZM158 53H159V52H158ZM158 53H157V54H158ZM167 53H168V51H167ZM178 53H181V52L178 51ZM205 53H208V52H205ZM205 53H204V54H205ZM213 53H214V52H213ZM215 53H216V52H215ZM6 54H7V53H6ZM22 54H24V53H22ZM50 54H51V53H50ZM52 54H53V53H52ZM99 54H100V53H99ZM124 54H125V55H124ZM130 54H131V53H130ZM130 54H129V55H130ZM175 54H174V55H175ZM191 54H192V53H191ZM196 54H197V53L194 52L193 56H195ZM210 54H211V53H210ZM228 54L230 55V53H228ZM231 54H232V53H231ZM1 55H2V54H1ZM1 55H0V56H1ZM8 55H9V53H8ZM10 55H11V54H10ZM27 55H29V54H27ZM57 55H58V53H57ZM57 55H56V56H57ZM64 55H65V53H64ZM77 55H76V57H77ZM97 55H98V54H97ZM100 55H101V54H100ZM135 55H136V54H135V52H134V56H135ZM163 55H168V54H163ZM174 55H173V56H172V54L169 55V58H170V56L174 57ZM179 55H180V54H179ZM217 55H218V54H217ZM236 55H237V54H236ZM2 56H3V55H2ZM11 56H12V59H13V55H11ZM18 56H19V55H18ZM32 56H33V55H32ZM41 56H42V55H41ZM41 56H40V57H41ZM49 56H50V55H49ZM56 56H55V57H56ZM71 56H72V55H71ZM110 56H109V57H110ZM160 56L162 57L161 51H160ZM160 56H159V57H160ZM180 56H181V55H180ZM189 56H190V55H189ZM189 56H187V57H189ZM209 56H210V55H209ZM211 56H212V55H211ZM224 56H225V55H224ZM240 56H241V55H240ZM14 57H16V56H14ZM24 57H25V56H24ZM52 57H53V56H52ZM57 57H58V56H57ZM99 57H100V56H99ZM122 57H121V58H122ZM129 57H130V56H127L128 59H129ZM157 57H158V56H157ZM157 57H156V58H157ZM159 57L157 58V60L160 59ZM164 57L166 58V56H164ZM184 57H185V56H184ZM191 57H192V56H191ZM198 57H200V56H198ZM207 57H208V56H207ZM237 57H238V56H237ZM25 58H26V57H25ZM25 58H23V59L25 60ZM31 58H32V57H31ZM100 58H102V57H100ZM127 58H126V59H127ZM130 58H131V57H130ZM165 58H164V59H161V61H160V67H161L162 69L164 68L163 70H164L165 73H167L169 70H170V71H171V70L173 71V69L170 68V66H172V67L174 68V66H173V65H174V64H173L174 61H173L172 65H171V63H170V65H169V67H168L167 64H165V62L168 63V62L165 60ZM213 58H214V57H213ZM223 58H224V57H223ZM228 58H229V57H228ZM234 58H235V57H234ZM6 59H7V58H6ZM14 59H15V58H14ZM47 59H48V58H47ZM63 59H64V58H63ZM128 59H127V60H128ZM131 59H132V58H131ZM170 59H171V58H170ZM185 59H186V58H185ZM185 59H184V60H185ZM189 59H190V58H189ZM192 59H193V58H192ZM211 59H212V58H211ZM254 59H255V58H254ZM254 59H253V60H254ZM258 59H259V58H258ZM262 59H263V58H262ZM4 60H5V59H4ZM10 60H11V58H10ZM10 60H9V61L7 60V61H8V63L11 64L12 61L10 62ZM16 60H17V59H15V61H16ZM24 60H23V61H24ZM30 60H31V59H30ZM49 60H50V59H49ZM52 60H53V59H52ZM54 60H55V59H54ZM70 60H71V58H70ZM97 60H98V59H97ZM99 60H100V59H99ZM112 60L114 61V59H112ZM127 60H126V61H127ZM154 60H155V59H154ZM154 60H153V58H152V61H148V60H147L148 62H147V61H146V62H147L148 64L146 63V68H145V69H149L148 66L151 67L150 65H153V64H154V62H155ZM178 60H179V59H178ZM181 60H182V58H181ZM215 60H216V59H215ZM220 60H221V59H220ZM233 60H234V59H233ZM233 60H232V61H233ZM237 60H238V59H237ZM237 60H236V61H237ZM245 60H247V58H246ZM7 61H5V62H7ZM15 61H14V63L20 66V63H16ZM23 61H22V62H23ZM26 61H29V59L26 60ZM26 61H25V64H26ZM50 61H51V60H50ZM55 61H56V60H55ZM68 61H69V60H68ZM118 61H119V59H118ZM153 61H154V62H153ZM200 61H201V60H200ZM205 61H206V59H205ZM205 61H204V62H205ZM228 61H229V60H228ZM241 61H242V60H241ZM2 62H3V61H2ZM20 62H21V61H20ZM69 62H70V61H69ZM71 62H72V61H71ZM71 62H70V65L73 66V64H71ZM109 62L111 63L112 61L110 60ZM109 62H108V63H109ZM124 62H125V61H124ZM135 62H136V61H135ZM141 62H142V61H141ZM141 62H140V63H141ZM157 62H158V61H157ZM169 62H170V61H169ZM176 62H177V61H176ZM176 62H175V64H176ZM181 62H182V61L177 62V63H179V65H180ZM226 62H227V61H226ZM234 62H235V61H234ZM239 62H240V61H239ZM243 62H245V61H243ZM248 62H249V61H248ZM258 62H259V61H258ZM3 63H4V62H3ZM75 63H76V62H75ZM77 63H76V64H77ZM98 63H100V62H98ZM116 63H117V62H116ZM119 63H120V62H118V64H119ZM122 63H123V62H122ZM136 63H137V62H136ZM191 63H192V62H191ZM193 63H194V62H193ZM218 63H219V61H218ZM254 63H255V62H254ZM15 64H14V65H15ZM48 64H50V63H48ZM62 64H64V63H62ZM111 64H112V63H111ZM111 64L108 65V66H111ZM127 64H128V63H127ZM127 64L125 65V67L127 66ZM130 64H131V63H130ZM138 64H139V63H138ZM138 64H137V65H138ZM155 64L157 65V63H155ZM155 64H154V65H155ZM188 64H189V63H188ZM194 64H195V63H194ZM220 64H221V63H220ZM251 64H253V63H252V60H251V62L248 63L247 65L251 66ZM14 65H13V66H14ZM17 65H16V66H17ZM23 65H24V63H23ZM65 65H66V67H67V64H64V66H65ZM80 65H81V64H80ZM99 65H100V64H99ZM104 65H105V63H104ZM121 65H122V64H121ZM133 65H134V64H133ZM181 65H182V63H181ZM190 65H191V64H190ZM196 65H197V64H196ZM209 65H210V64H209ZM222 65H223V64H222ZM228 65H229V64H228ZM242 65H243V64H242ZM253 65H255V64H253ZM10 66H11V65H10ZM13 66H11V67H13ZM42 66H43V65H42ZM64 66H63V67H64ZM74 66H75V65H74ZM85 66H84V67H85ZM96 66H98V64H97ZM105 66H107V65H105ZM122 66H124V65H122ZM158 66H159V64L157 65V67H158ZM230 66H231V64H230ZM232 66H233V65H232ZM237 66H238V65H237ZM245 66H246V65H245ZM255 66H257V65H255ZM260 66H261V65H260ZM260 66H259V67H260ZM23 67H24V66H23ZM48 67H49V65H48ZM60 67H61V66H60ZM91 67H92V66H91ZM99 67H100V66H99ZM102 67H103V66H102ZM102 67H100L99 70L102 69ZM114 67H115V65L112 64V67H111V68H112V71H111V73H112V74H113V73H114V74H117L116 76H118V73H120V72H118V71H120V70L123 69V68H121V66H120V68H119V66H118V68H114ZM134 67H135V66H134ZM141 67H142V66H141ZM157 67H155V68H157ZM160 67H159V68H160ZM193 67H194V66H193ZM204 67H205V66H204ZM204 67H203V68H204ZM214 67H215V66H214ZM233 67H234V66H233ZM14 68H15V67H14ZM50 68H51V67H50ZM56 68H58V67H56ZM79 68H80V67H78V69H79ZM108 68H109V67H108ZM131 68H132V67H131ZM183 68H184V67H183ZM212 68H213V67H212ZM230 68H231V67H230ZM245 68H246V67H245ZM249 68L251 69V68H253V67H249ZM256 68H257V67H256ZM10 69H11V68H10ZM12 69H13V68H12ZM15 69L17 70V68H15ZM19 69H20V68H19ZM19 69H18L17 71H19ZM64 69H65V68H64ZM66 69H67V68H66ZM73 69H74V68H73ZM73 69H72V72H73ZM87 69H88V68H87ZM103 69H104V68H103ZM103 69H102V70H103ZM137 69H138V68H137ZM157 69H158V68H157ZM162 69H161V72H162ZM199 69H200V68H199ZM199 69H198V70H199ZM213 69H215V68H213ZM250 69H248V68L244 69V72L242 71V73H241L240 76H238V77H233V78H236V79H233V78H232L233 80H231V77H232V76L229 74V76H231V77L229 78L230 81H229V80H228V81L231 82V83H230L228 86H226V88L223 90V94H222L223 96H222V97H226V98H223V99H221V100L219 99L220 101H223V102L221 103V106H220V109H219V110H222V109L224 110L223 112L220 111L221 113L219 112V114L221 115V114H225V113H226L227 116H228V114H229V113H232L231 111L234 110V109L232 110V108H234V104H237V103L242 104L240 107H238L239 113H240V111H241L242 109H244V107H245L247 110H251V111L253 110V111L255 112V115H254V117H252L253 120H251V121L254 122L255 124H258V129L262 130V129L264 128V82L260 83V82H258V81H254V80H253V81H250L249 77H250V75H252L251 73H255V72H252V69H251V70H250ZM21 70H22V66H21ZM68 70H69V69H68ZM74 70H75V69H74ZM95 70H96V68H95V66H94V67H92L91 70H89V71H92V73L94 74ZM105 70H106V69H105ZM139 70H140V68H139ZM143 70H144V69H143ZM185 70H186V69H185ZM188 70H189V69H188ZM200 70H201V69H200ZM207 70H208V69H207ZM209 70H210V69H209ZM215 70H216V69H215ZM225 70H226V69H224L223 71H225ZM236 70H237V68H236ZM241 70H242V69H241ZM258 70H260V69H258ZM17 71H16V72H17ZM27 71H28V70H27ZM65 71H66V70H65ZM78 71H80V70H78ZM100 71H101V70H100ZM125 71H126V70H125ZM154 71H155V70H154ZM159 71H160V69H159ZM213 71H214V70H213ZM238 71H240V70H238ZM256 71H257V70H256ZM7 72H8V71H7ZM9 72H11L10 74H12L13 71L10 70ZM58 72H59V71H58ZM75 72H76V71H75ZM75 72H74V74H75ZM80 72H81V71H80ZM121 72H122V71H121ZM123 72H124V71H123ZM136 72H137V71H136ZM176 72H177V71H176ZM198 72H199V71H198ZM206 72H207V71H206ZM206 72H204V73H206ZM208 72L212 73L211 70L208 71ZM231 72H232V71H231ZM5 73H6V72H5ZM13 73H14V72H13ZM26 73H29V72H26ZM59 73H60V72H59ZM62 73H63V72H62ZM65 73H67V72H65ZM65 73H63V74H65ZM69 73H70V72H69ZM77 73H79V72H77ZM83 73H84V72H83ZM108 73H109V72H108ZM111 73H110V74H111ZM139 73L141 74L142 72H139ZM150 73H151V72H150ZM169 73H170V72H169ZM183 73H184V72H183ZM202 73H203V72H202ZM210 73H209V74H210ZM214 73H215V72H214ZM239 73H240V72H239ZM16 74H17V73H16ZM29 74H30V73H29ZM38 74H39V73H38ZM54 74H55V73H54ZM67 74H68V73H67ZM95 74H97V73H95ZM99 74H100V73H99ZM106 74H107V73H106ZM171 74H172V73H171ZM175 74H176V73H175ZM177 74H178V73H177ZM177 74H176V75H177ZM185 74H186V73H185ZM195 74H196V73H195ZM209 74H208V75H209ZM256 74H257V72H256ZM1 75H2V74H1ZM5 75H6V74H5ZM17 75H18V74H17ZM87 75H88V74H87ZM119 75H120V74H119ZM122 75H123V74H122ZM125 75H126V74H125ZM125 75H124V76H125ZM129 75H130V74H129ZM133 75H134V74H133ZM135 75H136V74H135ZM135 75H134V76H135ZM144 75H145V74H144ZM149 75H150V74H149ZM154 75H155V74H154ZM154 75H153V76H154ZM167 75H168V74H167ZM169 75H170V74H169ZM179 75H180V74H179ZM183 75H184V74H183ZM183 75H180V76H178V77H183ZM199 75H200V74H199ZM205 75H206V74H205ZM212 75H213V74H212ZM258 75H259V74H258ZM12 76H13V74H12ZM14 76H16V75H14ZM18 76H19V75H18ZM21 76H22V75H21ZM45 76H46V75H45ZM48 76H50V74H49ZM51 76H52V75H51ZM51 76H50V77H51ZM64 76H65V75H64ZM93 76H94V75H93ZM96 76H97V75H96ZM98 76L100 77V75H98ZM130 76H131V75H130ZM146 76H147V75H146ZM150 76H151V75H150ZM170 76H171V75H170ZM185 76H186V75H185ZM193 76H194V75H193ZM200 76H201V75H200ZM203 76H204V74H203ZM206 76H207V75H206ZM209 76H210V75H209ZM209 76H208V79L210 78ZM227 76H228V75H227ZM227 76H226V77H227ZM229 76H228V77H229ZM252 76H253V75H252ZM2 77H4V74L2 75ZM19 77H20V76H19ZM19 77H18V78H19ZM35 77H36V76H35ZM50 77H49V78H50ZM61 77H62V76H61ZM69 77H70V76H68V78H69ZM94 77H95V76H94ZM94 77H93V78H94ZM108 77H109V76H108ZM110 77L112 78V75H111ZM114 77H115V76H114ZM126 77H127V76H126ZM165 77H166V76H165ZM174 77H175V76H174ZM176 77H177V76H176ZM186 77H188V76H186ZM189 77H190V76H189ZM194 77H195V76H194ZM228 77H227L226 79H228ZM253 77H254V76H253ZM255 77H256V76H255ZM63 78H64V77H63ZM63 78H62V79H63ZM80 78H81V77H80ZM136 78H137V77H136ZM153 78H155V77H153ZM159 78H161V77H159ZM183 78H185V77H183ZM190 78H191V77H190ZM190 78H189V81H191ZM198 78L200 79L199 76H198ZM214 78H215V77H214ZM223 78H224V77H223ZM239 78H240V79H239ZM260 78H261V77H260ZM263 78H264V76H263ZM263 78H262V79H263ZM35 79H36V78H35ZM53 79H54V78H53ZM81 79H82V78H81ZM81 79H80V80H81ZM123 79H124V77H123ZM138 79H139V78H138ZM150 79H151V78H150ZM164 79H165V78H164ZM164 79H163V80H164ZM185 79H186V78H185ZM185 79H184V80H185ZM196 79H197V78H196ZM224 79H225V78H224ZM224 79H223V80H224ZM226 79H225V80H226ZM237 79H238L239 81H237ZM26 80H27V79H26ZM32 80H33V79H32ZM77 80H78V79H77ZM83 80H84V78H83ZM91 80H92V79H91ZM110 80H111V79H110ZM143 80H144V79H143ZM143 80H142V81H143ZM145 80H146V79H145ZM155 80H156V78H155ZM170 80H171V79H170ZM181 80H182V79H181ZM181 80H180V81H181ZM193 80H195V79L193 78ZM197 80H198V79H197ZM203 80H204V78H203ZM220 80H221V79H220ZM223 80H221V81H223ZM225 80H224V81H225ZM10 81H11V80H10ZM14 81H15V80H14ZM30 81H31V80H30ZM42 81H43V80H42ZM58 81H62V80L59 78ZM68 81H69V80H68ZM78 81H79V80H78ZM78 81H77V82H78ZM85 81H86V80H85ZM99 81H100V80H99ZM159 81H160V80H159ZM174 81H175V80H174ZM182 81H183V80H182ZM187 81H188V78H187ZM187 81H185V82H187ZM228 81H227V82H228ZM259 81H260V80H259ZM46 82H47V81H46ZM56 82H57V81H56ZM66 82H67V80H66ZM105 82H106V81H105ZM116 82H117V81H116ZM119 82H121V81H119ZM119 82H118V83H119ZM166 82H167V81H166ZM178 82H179V81H178ZM183 82H184V81H183ZM198 82H199V81H198ZM200 82H202V81H200ZM205 82H206V80L203 81V83H205ZM209 82H210V81H209ZM212 82H213V81H212ZM62 83H63V82H62ZM62 83H61V84H62ZM64 83H65V82H64ZM69 83H71V82H69ZM106 83H107V82H106ZM113 83H114V82H113ZM138 83H139V82H138ZM155 83H156V82H155ZM167 83H168V82H167ZM187 83H188V82H187ZM187 83H185V85H186ZM196 83H197V81H196ZM203 83H201V84H203ZM42 84H44V83H42ZM45 84H46V83H45ZM52 84H53V83H52ZM54 84H56V83H54ZM59 84H60V83H59ZM81 84H82V82H81ZM160 84H161V83H160ZM183 84H184V83H183ZM188 84L190 85V83H188ZM211 84H212V83H211ZM215 84H216V83H215ZM13 85H14V84H13ZM89 85H90V84H89ZM132 85H133V84H132ZM139 85H140V84H139ZM161 85H162V84H161ZM165 85H166V84H165ZM177 85H178V84H177ZM209 85H210V84H209ZM209 85H208V86H209ZM242 85H244V87H246L245 90H247V91H246L247 93L245 92V93H242V94H240V95H237L236 93H233V94H232V93H231V94L228 93L229 90H232V89H233L234 87H236V86L238 87V89L236 88L237 90L235 89V91H236V92H240L241 90L244 89V88L242 87ZM65 86H66V85H65ZM140 86H141V85H140ZM151 86H153V84H151ZM156 86H157V85H156ZM173 86L176 87L175 85H173ZM178 86H180V84H179ZM178 86H177V88H178ZM181 86H183V85H181ZM240 86H241V87H240ZM92 87H93V86H92ZM124 87H127V86H124ZM149 87H150V86H149ZM174 87H173V88H174ZM186 87H187V85H186ZM190 87H191V86H190ZM212 87H213V84H212V86L210 85L208 89H211ZM59 88H60V86H59ZM135 88H136V87H135ZM138 88H139V87H138ZM159 88H160V87H159ZM162 88H163V87H162ZM166 88H167V87H166ZM166 88H165V89H166ZM171 88H172V87H171ZM177 88L174 89V91L177 90ZM180 88H181V87H180ZM180 88H178V90H181ZM182 88H183V87H182ZM188 88H189V87H188ZM88 89H89V88H88ZM189 89H190V91H189ZM189 89H187V90L191 93V90L193 89V87H192V89H191V88H189ZM208 89H207V90H208ZM84 90H85V88H84ZM139 90H140V89H139ZM150 90H151V89H150ZM155 90H156V89H155ZM160 90H161V89H160ZM160 90H159V91H160ZM163 90H164V89H163ZM178 90H177V91H178ZM183 90H184V91L181 90V91H182L181 93L183 94V96H185L183 92H185L186 88L183 89ZM86 91H87V90H86ZM127 91H128V90H127ZM177 91H176V92H177ZM23 92H26V91H23ZM80 92H82V91H80ZM80 92H79V93H80ZM84 92H85V91H84ZM129 92H130V90H129ZM161 92H162V90H161ZM189 92H188V95L190 94ZM217 92H218V91H217ZM217 92H216V93H217ZM231 92H232V91H231ZM242 92H244V91H242ZM27 93H28V91H27ZM61 93H62V92H61ZM109 93H110V92H109ZM132 93H133V92H132ZM150 93H151V94H150L149 96H152L153 93H152V92H150ZM173 93H174V92H173ZM173 93H172V94H173ZM186 93H187V91L185 92V94H186ZM216 93H215V94H216ZM221 93H222V90H221ZM221 93H218V94L220 95ZM24 94H25V93H24ZM80 94H83V93H80ZM134 94H135V93H134ZM136 94H137V93H136ZM157 94H158V93H156V96H158ZM159 94H160V93H159ZM175 94H177V93H175ZM175 94H174V95H175ZM182 94H181V95H182ZM193 94H194V93H193ZM61 95H62V94H61ZM61 95L59 96V98L61 97ZM145 95H146V94H145ZM162 95H163V93H162ZM164 95H165V94H164ZM178 95H179V93H178ZM181 95H180V96H181ZM190 95H192V93H191ZM219 95H218V96H219ZM106 96H109V95H106ZM134 96H135V95H134ZM153 96H155V94H154ZM171 96H173V95H171ZM171 96H170V97H171ZM216 96H217V95H216ZM218 96H217V97H218ZM103 97H104V96H103ZM136 97H137V96H136ZM174 97H176V96H174ZM217 97H216V98H217ZM219 97H220V96H219ZM37 98H38V97H37ZM110 98H111V96H110ZM113 98H114V97H113ZM134 98H135V97H134ZM152 98L155 99V97H152ZM160 98H161V97H160ZM178 98H179V97H178ZM181 98H184V97H181ZM185 98H186V97H185ZM132 99H133V98H132ZM164 99H165V98H164ZM167 99H168V98H167ZM189 99H190V98H189ZM213 99H214V98H213ZM256 99H258V103H259V104L257 103V106H253V107H252V104L254 103V101H255ZM11 100H12V99H11ZM101 100H102V99H101ZM103 100H104V99H103ZM103 100H102V101H103ZM129 100H130V99H129ZM133 100H134V99H133ZM176 100H177V99H176ZM184 100H185V99H184ZM203 100H204V99H203ZM259 100H260V101H259ZM102 101H101V102H102ZM147 101H148V100H147ZM166 101H167V100H166ZM96 102H97V101H96ZM125 102H126V101H125ZM131 102H132V101H131ZM169 102H170V101H169ZM179 102H180V101H179ZM185 102H186V101H185ZM200 102H202V101H200ZM200 102H199V103H200ZM203 102H204V101H203ZM210 102H211V101H210ZM99 103H100V102H99ZM99 103H98V104L96 103V106L99 105ZM128 103H129V102H128ZM207 103H208V102H207ZM29 104H31V103L29 102ZM168 104H169V103H168ZM174 104H175V102H174ZM174 104H173V105H174ZM192 104H193V102L191 103V105H192ZM201 104L203 105V103H201ZM217 104H218V103H217ZM128 105L130 106V104H128ZM128 105H127V106H128ZM135 105H136V104H135ZM176 105H177V104H176ZM209 105H210V104H209ZM218 105H220V104H218ZM232 105H233V106H232ZM253 105H255V103H254ZM94 106H95V105H94ZM124 106H125V105H124ZM127 106H125V107H127ZM133 106H134V104H133ZM158 106H159V105H158ZM162 106H163V105H162ZM171 106H172V105H171ZM171 106H170V108H171ZM174 106H175V105H174ZM177 106H178V105H177ZM183 106H185L184 103H183ZM189 106H190V105H189ZM199 106H200V105H199ZM203 106H204V105H203ZM205 106H206V103H205ZM205 106H204V107H205ZM138 107H139V106H138ZM160 107H161V106H160ZM160 107H159V108H160ZM179 107H180V106H179ZM185 107H186V106H185ZM193 107H194V106H193ZM208 107H209V106H208ZM213 107H215V106H213ZM230 107H232V108H230ZM235 107H236V106H235ZM116 108H117V107H116ZM119 108H120V107H119ZM129 108H130V107H129ZM136 108H137V107H136ZM155 108H156V106H155ZM159 108H158V109H159ZM166 108H169V107H166ZM173 108H174V107H173ZM194 108H195V107H194ZM199 108H200V107H199ZM202 108H203V107H202ZM206 108H207V107H206ZM206 108H205V109H206ZM241 108H242V109H241ZM54 109H56V107H54ZM130 109H131V108H130ZM132 109H133V107H132ZM141 109H142V108H141ZM158 109H157V110H158ZM160 109H163V108H160ZM160 109H159V110H160ZM210 109H211V108H210ZM216 109H217V108H216ZM227 109H228V110H227ZM116 110H117V109H116ZM119 110H120V109H119ZM163 110H164V109H163ZM171 110H172V109H171ZM171 110H170V111H171ZM175 110H176V109H175ZM188 110H189V109H188ZM191 110H192V109H191ZM193 110H194V109H193ZM225 110H226V111H225ZM238 110H236V111H238ZM244 110H245V109H244ZM247 110H245V111L247 112ZM165 111H166V110H165ZM172 111H174V110H172ZM178 111H180V109L177 110L176 112H178ZM204 111H205V110H204ZM204 111H203V112H204ZM210 111H211V110H210ZM214 111H215V110H214ZM216 111H217V110H216ZM228 111H229V112H228ZM245 111L242 110V112H245ZM253 111H252V112H253ZM135 112H136V111H135ZM176 112H175V113H176ZM207 112L209 113V111H207ZM217 112H218V111H217ZM108 113H109V112H108ZM179 113H180V112H179ZM214 113H215V112H214ZM233 113H235V112H233ZM237 113H238V112H237ZM239 113H238V114H239ZM135 114H136V113H135ZM173 114H174V113H173ZM204 114H205V113H204ZM215 114H217V113H215ZM226 114H225V115H226ZM238 114H237V115H238ZM241 114H242V113H241ZM166 115H167V114H166ZM211 115H212V114H211ZM220 115L217 114V116H216V115L213 114L212 116H208L209 118H207V117H204V118H207L206 120L209 119L208 122H211V120H214V121L216 120V121H218V122H216V123H220V124H217V125L220 126L221 123H222L221 121L223 120V118H226V117H224V116H222V115L220 116ZM229 115H230V114H229ZM234 115H235V114H234ZM182 116H183V115H182ZM182 116H181V117H182ZM201 116H202V115H201ZM238 116H239V115H238ZM248 116H249V115H248ZM167 117H168V116H167ZM173 117H174V116H173ZM184 117H188V116H184ZM231 117H232V116H231ZM243 117H244V114H243ZM245 117L247 118V116H245ZM118 118H119V116H118ZM174 118H175V117H174ZM219 118H220V119H219ZM221 118H222V120H221ZM160 119H161V118H160ZM160 119H159V120H160ZM170 119H171V118H170ZM202 119H203V118H202ZM231 119H232V118H231ZM116 120H117V119H116ZM118 120H119V119H118ZM175 120H176V119H175ZM220 120H221V121H220ZM243 120H245V119H243ZM246 120H248V119H246ZM246 120H245V121H246ZM214 121H213V122H214ZM226 121H227V120H226ZM115 122H116V121H115ZM157 122H158V121H157ZM178 122H179V121H178ZM183 122H184V121H183ZM195 122H196V121H195ZM204 122H205V121H204ZM204 122H203V123H204ZM224 122H225V120H224ZM231 122H232V121H231ZM187 123H190V122H187ZM187 123H185V124H187ZM205 123H207V121H206ZM240 123H241V122H240ZM240 123H239V124H240ZM114 124H115V123H114ZM175 124H176V123H175ZM199 124H200V123H199ZM247 124H248V123H247ZM249 124L252 126V123L249 122ZM23 125H24V124H23ZM179 125H180V124H179ZM183 125H184V123H183ZM187 125H189V124H187ZM215 125H216V124H215ZM250 125H249V126H250ZM118 126H119V125H118ZM159 126H160V125H159ZM207 126H208V125H207ZM210 126H211V125H210ZM23 127H24V126H22V128H23ZM116 127H117V126H116ZM179 127L181 128V125H180ZM184 127H185V126H184ZM186 127H187V126H186ZM191 127H192V125H191ZM191 127H190V128H191ZM193 127H194V125H193ZM193 127H192V128H193ZM215 127H216V126H215ZM119 128H120V127H119ZM190 128H189V129H190ZM213 128H214V127H213ZM253 128H254V127H252V129H253ZM165 129H167V128L165 127ZM217 129H218V127H217ZM258 129H257V130H258ZM120 130H122V129H120ZM175 130H176V129H175ZM182 130H183V129H182ZM186 130H187V128H186ZM186 130H185V131H186ZM250 130H251V129L249 128V131H250ZM257 130H256V128H255L254 131H257ZM263 130H264V129H263ZM38 131H39V130H38ZM38 131H37V132H38ZM125 131H126V130H125ZM125 131H124V132H125ZM176 131H177V130H176ZM179 131H180V130H179ZM252 131H253V130H252ZM170 133H171V132H170ZM210 133H211V132H210ZM257 133H258V132H257ZM260 133L262 134V131H261ZM260 133H259V134H260ZM124 134H125V133H124ZM261 134H260V135H261ZM208 135H209V132H208ZM260 135H257V136H260ZM206 136H207V135L205 134L204 137H206ZM217 136H218V134H217ZM208 137H209V136H207V138H208ZM261 137H262V135H261ZM207 138H206V139H207ZM214 138H216V136H214ZM218 138H220V137L218 136ZM222 138H224V136H223ZM259 138H260V137H259ZM259 138L256 137V140L254 139L255 142L257 141V139L259 140ZM263 138H264V137H262V140H261V141L264 142V139H263ZM199 139H201V138H199ZM199 139H198V140H199ZM209 139H210V138H209ZM209 139H208V141H209ZM225 139H226V138H225ZM203 140H205V138H204ZM218 140H219V139H218ZM223 140H224V139H223ZM241 140H242V139H241ZM241 140H240L239 143H242ZM206 141H207V140H206ZM211 141H212V140H211ZM221 141H222V140H221ZM243 141H244V140H243ZM250 141H251V140H250ZM195 142H197V141H195ZM203 142H204V141H203ZM226 142H227V140H226ZM245 142H246V141H245ZM245 142H244V143H245ZM43 143H44V142H43ZM43 143H42V144H43ZM126 143H127V142H126ZM126 143H125V144H126ZM208 143H210V142H208ZM212 143H213V142H212ZM219 143H220V141H219ZM224 143H225V142H224ZM235 143H236V142H235ZM214 144H215V143H214ZM216 144H217V143H216ZM236 144H237V143H236ZM245 144H246V143H245ZM256 144H257V143H256ZM256 144L253 143V146H255ZM127 145H128V144H127ZM127 145H126V146H127ZM218 145H219V144H218ZM225 145H227V144L225 143ZM225 145H224V146H225ZM228 145H229V144H228ZM243 145H244V144H243ZM42 146H43V145H42ZM208 146H209V145H208ZM210 146H211V144H210ZM212 146H214V145H212ZM234 146H235V144H234ZM238 146H239V144H238ZM245 146H247V145H245ZM248 146H249V145H248ZM251 146H252V145H251ZM251 146H250V149H251ZM256 146H257V145H256ZM221 147H222V146H221ZM221 147H220V149H223V148H221ZM225 147H226V146H225ZM262 147H263V146H262ZM262 147H261V148H262ZM124 148H125V147H124ZM215 148H217V147H215ZM244 148H246V147H244ZM89 149H90V148H89ZM125 149H127V147H126ZM218 149H219V148H218ZM225 149H227V148H225ZM250 149L248 148L247 150L249 151ZM252 149H253V148H252ZM252 149H251V151H252ZM263 149H264V148H262L261 150H263ZM100 150H101V149H100ZM163 150H164V149H163ZM199 150H201V149H199ZM216 150H217V149H216ZM233 150L236 151V152L239 151V150L237 149V146H235V147L233 148V145H232V148L229 149L230 152L228 151V152H229V155H226V154H225V151L222 152L223 150H222V151L220 150V151H221L222 153H224L226 156H224V154L218 152V153H217L218 155H219V154H222V155H221V160H218V161L215 162L213 165H214L215 167H217L220 163H221L223 166H224V164H226L225 166L230 165V162H232V159H233V158H231V157L234 156V155H232V154L234 153ZM237 150H238V151H237ZM247 150L244 152V154L242 153V156H243V157H244V155H245V157L248 156V155H250V154H247V155H246V153L248 152ZM95 151H96V150H95ZM164 151H165V150H164ZM226 151H227V150H226ZM253 151H254V150H253ZM47 152H48V151H47ZM242 152H243V151H242ZM87 153H88V152H87ZM194 153H195V152H194ZM194 153H193V154H194ZM206 153H207V152H206ZM226 153H227V152H226ZM240 153H241V152H239V154H240ZM248 153H250V151H249ZM262 153H263V152H262ZM95 154H96V152H95ZM97 154H98V153H97ZM190 154H191V153H190ZM193 154H192V155H193ZM237 154H238V153H237ZM194 155H195V154H194ZM203 155H204V154H203ZM218 155L216 156L217 158L220 157V155H219V156H218ZM231 155H232V156H231ZM91 156H92V155H91ZM195 156H196V155H195ZM198 156H199V155H198ZM235 156H236V153H235ZM235 156H234V158H236V160H237L238 157H235ZM193 157H194V156H193ZM199 157H200V159H201V156H199ZM203 158H204V157H203ZM212 158H213V157H211V159H212ZM195 159H196V158H195ZM214 159H215V158H214ZM240 159H241V158H240ZM242 159H243V158H242ZM204 160H205V159H204ZM207 160H208V159H207ZM188 161H189V160H188ZM208 161H210V160H208ZM241 161H242V160H241ZM263 161H264V160H263ZM263 161H260L261 163H259L258 165L263 164ZM194 162H195V161H194ZM205 162H206V161H205ZM219 162H220V163H219ZM237 162H238V160H237ZM256 162H257V161H256ZM233 163H234V162H233ZM233 163H231V166H232ZM242 163H243V162H242ZM200 164H201V163H200ZM256 164H257V163H256ZM193 165H194V163H193ZM197 165H198V163H197ZM197 165H195V166H197ZM201 165H202V164H201ZM216 165H217V166H216ZM115 166H116V165H115ZM181 166L183 167V165H181ZM205 166H206V165H205ZM220 166H221V165H220ZM260 166H261V165H260ZM191 167H193V166H191ZM198 167H199V166H198ZM203 167H204V166H203ZM228 167H229V166H228ZM175 168H176V167H175ZM196 168H197V167H196ZM241 168H242V167H241ZM251 168H252V167H251ZM176 169H177V168H176ZM176 169H175V170H176ZM182 169H183V168H182ZM201 169H202V168H201ZM205 169H206V168H205ZM225 169H228V168H225ZM110 170H111V169H110ZM184 170H185V168H184ZM236 170H237V169H236ZM108 171H109V170H108ZM111 171H112V170H111ZM111 171H110V172H111ZM187 171H188V170H187ZM220 171H221V168H220ZM226 171H227V170H226ZM234 171H235V170H234ZM106 172H107V171H106ZM174 172H175V171H174ZM174 172H172V173H174ZM102 173H103V172H102ZM102 173H101V174H102ZM175 173H176V172H175ZM177 173H178V172H177ZM179 173H181V172H179ZM225 173H226V172H224V174H225ZM242 173H243V172H242ZM248 173H249V172H248ZM67 174H68V173H67ZM191 174H192V173H191ZM234 174H235V173H234ZM239 174H240V173H239ZM239 174H238V175H239ZM103 175H104V174H103ZM176 175H177V174H176ZM176 175H175V176H176ZM178 175H179V174H178ZM193 175H194V174H193ZM235 175H236V174H235ZM235 175L232 174V176H235ZM238 175H237V178H239ZM98 176H99V175H98ZM105 176H106V174H105ZM180 176H183V175L180 174ZM185 176H186V175H185ZM185 176H184V177H185ZM224 176H226V175H224ZM247 176H249V175H247ZM247 176H246V177H247ZM250 176H251V175H250ZM99 177H100V176H99ZM102 177H103V176H102ZM102 177H101V179H102ZM193 177H195V176H193ZM230 177H231V176H230ZM230 177L227 176V178H230ZM246 177H245V178H246ZM94 178H95V177H94ZM140 178H141V177H140ZM173 178H174V177H173ZM175 178H177V177H175ZM180 178H181V177H180ZM231 178H232V177H231ZM233 178H236V177H233ZM97 179H98V178L96 177V180H97ZM205 179H206V178H205ZM216 179H217V178H216ZM216 179L213 178L212 181H214V180L216 181ZM246 179H248V177H247ZM246 179H245V180H246ZM182 180H183V179H182ZM203 180H204V179H203ZM217 180H219V177H218ZM227 180H228V179H226V181H227ZM245 180L241 179V180H239V181H237V182L234 181V182H236V184H235V188H236V189L233 188V187H232V189H233V190L235 189V190L238 191L241 187L244 186V184H245ZM91 181H92V180H91ZM91 181H89V182H91ZM93 181H95V180H93ZM117 181H118V180H117ZM171 181H172V180H171ZM176 181H177V180H176ZM185 181H186V179H185ZM222 181L224 182L223 178H222L221 182H222ZM226 181H225V182H226ZM250 181H251V180H250ZM178 182H179V181H178ZM181 182H182V181H181ZM197 182H198V181H197ZM204 182H205V181H204ZM217 182H218V181H217ZM217 182H215V183H217ZM223 182H222L221 184H223ZM225 182H224V183H225ZM232 182H233V181H232ZM234 182H233V183H234ZM254 182H255V181H254ZM172 183H174V182H172ZM172 183H171V184H172ZM176 183H177V182H176ZM183 183L185 184L184 181H183ZM213 183H214V182H213ZM215 183H214L212 186H210L211 189H215V188H216ZM218 183H220V182H218ZM252 183H253V182H252ZM255 183H256V182H255ZM124 184H127V183H124ZM186 184H187V183H186ZM198 184H199V183H198ZM200 184H201V182H200ZM203 184H204V183H203ZM221 184H220V185H221ZM250 184H251V182H250ZM121 185H123V183H122ZM162 185H164V184H162ZM174 185H176V184L174 183ZM218 185H219V184H218ZM218 185H217V187H218ZM220 185H219V186H220ZM248 185H249V184H248ZM251 185H252V184H251ZM256 185L258 186V184H256ZM118 186L120 187V184H119ZM123 186H124V185H123ZM126 186L128 187V185H126ZM164 186H165V185H164ZM177 186H179V185H177ZM177 186H176V187H177ZM187 186H188V185H187ZM205 186H206V185H205ZM231 186H232V185H231ZM233 186H234V185H233ZM254 186H255V184H254ZM119 187H118V188H119ZM124 187H125V186H124ZM131 187H132V185H131ZM166 187H168V185H167ZM183 187H184V186H183ZM189 187H190V186H189ZM194 187H195V186H193V188H194ZM214 187H215V188H214ZM220 187H221V186H220ZM220 187H219V188H220ZM245 187H246V186H245ZM245 187L242 188V191H243V189H244ZM249 187H250V185H249ZM251 187H252V186H251ZM251 187H250V189H251ZM263 187H264V186L262 185L261 188H263ZM116 188H117V187H116ZM129 188H130V187H129ZM203 188H204V186H203ZM227 188H228V187H227ZM246 188H247V187H246ZM246 188H245V190H246ZM257 188H258V187H256L255 190L252 191V190H253V187H252V190H251V191L254 193V192L256 191ZM120 189H121V188H120ZM134 189H135V188H134ZM176 189H177V188H176ZM176 189H175V190H176ZM180 189H181V188H179V190H180ZM182 189H183V188H182ZM182 189H181V190H182ZM186 189H187V187H186ZM200 189H201V188H200ZM228 189H229V188H228ZM248 189H249V188H248ZM259 189H260V188H259ZM118 190H119V189H118ZM125 190H126V188H125ZM139 190H141V189H139ZM202 190H203V189H202ZM207 190H210V189H207ZM215 190H218V188L215 189ZM224 190H225V189H224ZM235 190H234V192H235ZM245 190H244V191H245ZM257 190H258V189H257ZM122 191H124V189H122ZM127 191H128V190H127ZM166 191H167V190H166ZM169 191H170V190H169ZM177 191H178V190H177ZM186 191H187V190H186ZM186 191H184L183 193H186ZM189 191H190V189H189ZM189 191H188V192H189ZM198 191L200 192V190H198ZM211 191H212V190H211ZM237 191H236V193H235L234 196H233V194H232L233 197H232L231 195H229V196H230V202L232 201L231 199H233L234 201H235V199H237L238 201L241 200V202H239V203L242 204V201L245 202L246 200H249V199H247V198L241 199V197H242L243 195H240L241 193L239 194ZM244 191H243V192H244ZM251 191H250V192H251ZM258 191H259V190H258ZM263 191H264V189H263ZM124 192H125V191H124ZM124 192H122V193L124 194ZM129 192L132 193V190L130 189ZM164 192H165V191H164ZM188 192H187V193H188ZM225 192H226V190H225ZM240 192H241V189H240ZM125 193H126V192H125ZM170 193H173V192L170 191ZM170 193L167 192V194H170ZM176 193H177V194H178V193L180 194V191H179V192H176ZM176 193H173V194H176ZM181 193H182V192H181ZM183 193H182V194H183ZM205 193H206V192H205ZM246 193H248V192H246ZM246 193H244L245 196H246ZM253 193H250V196H251V194H253ZM164 194H166V193H163V197H164ZM167 194H166V195H167ZM188 194L190 195V198H191V196H192L191 193H188ZM193 194H195V193H193ZM198 194H199V196H201V195H200L201 193H198V192H197V194H196V195H193V196H192V199H191V202H192L193 199H194L193 203H194L195 205H194L193 203H191V204H193V206H191V205L189 206V207H192L194 210H195V208L198 209V208H197L198 206H199V207H202V208H205L206 205H207L209 202H211L210 199H209V201H208V199H206V198H205V199H206L207 201H206V200H204V201H203V200H200ZM225 194H226V193H223V194H221L220 196L223 197V195H225ZM254 194H255V193H254ZM263 194H264V193H263ZM118 195H120V194H118ZM126 195H127V194H126ZM128 195H129V194H128ZM135 195H136V194H135ZM185 195H186V194H185ZM185 195H183V196H185ZM203 195H204V197H205L206 194H203ZM203 195H202V196H203ZM226 195H227V194H226ZM226 195H225L224 197H226ZM248 195H249V193H248ZM168 196H169V195H168ZM171 196H172V194H171ZM171 196H170V197H171ZM178 196H179V195H178ZM180 196H181V195H180ZM183 196H182V198H184ZM220 196L218 197V199L220 198ZM258 196H259V195H258ZM258 196H257V197H258ZM135 197H136V196H135ZM166 197H167V196H165L164 198L166 199ZM187 197H188V196H187ZM231 197H232V198H231ZM243 197H244V196H243ZM247 197H249V196H247ZM252 197H253V196H252ZM252 197H251V198H252ZM254 197H256V195H255ZM104 198H105V197H104ZM133 198H134V196H133ZM133 198H132V200H133ZM167 198H168V197H167ZM176 198H177V197H176L175 195H174V198H173V197L170 198V199H172V200H170V199L168 198V199H167V200H168V203H167V204L170 203L169 201H171V202H175V201H176V200H175ZM185 198H186V197H185ZM185 198H184V199H185ZM202 198H203V197H202ZM207 198H208V197H207ZM212 198H213V197H212ZM227 198H228V196H227ZM258 198H259L258 200H261V199H262L261 197H258ZM124 199H125V200H128L129 197H128V199H126V198H124ZM179 199H180V198H179ZM179 199H178V201H179ZM203 199H204V198H203ZM220 199H221V198H220ZM222 199H223V198H222ZM167 200H166V201H167ZM226 200H227V199H226ZM228 200H229V199H228ZM251 200H252V199H251ZM251 200H249V201L251 202ZM253 200H254V199H253ZM255 200L257 201L256 198H255ZM106 201H107V200H106ZM128 201H131V200L129 199ZM178 201H176V202H178ZM180 201H181V199H180ZM182 201H183V200H182ZM249 201H248V202L246 201V203H247L248 205H249ZM256 201H255V202H256ZM263 201H264V200L262 199L261 202H263ZM108 202H110V201H108ZM111 202H112V201H111ZM113 202H114V201H113ZM123 202H126V201H123ZM186 202H187V201H186ZM188 202H190V201H188ZM230 202H229V204H230ZM259 202H260V201H259ZM31 203H32V202H31ZM31 203H29V204H31ZM105 203H106V202H105ZM105 203H104V204H105ZM164 203H165V202H164ZM227 203H228V202H227ZM252 203H254V201H253ZM263 203H264V202H263ZM121 204H122V203H121ZM127 204H129V202H128ZM165 204H166V203H165ZM165 204H164V205H165ZM174 204H175V203H174ZM182 204H183V203H182ZM231 204H234V203H231ZM258 204H259L258 206L260 207V203H258ZM112 205L114 206V205H116V203H115V204L113 203ZM129 205H130V204H129ZM141 205H142V204H141ZM171 205H172V204H171ZM183 205H184V204H183ZM209 205H211V204H209ZM235 205H236V204H235ZM245 205H246V204H245ZM248 205H246V206H248ZM263 205H264V204H263ZM29 206H30V205H29ZM113 206H112V207H113ZM117 206H118V205H117ZM120 206H121V205H120ZM125 206H126V205H125ZM127 206H128V205H127ZM169 206H170V205H169ZM180 206H181V204H180ZM187 206H188V205H187ZM194 206H196V207L194 208ZM227 206H228V205H227ZM227 206H225V208H223V207H222V208L224 209V213L227 212V214H229V213H230V210H229V209H231V208H229V207H227ZM237 206L240 207V205H236V206H233V207H234V208H235V207L238 208ZM251 206H252V204H251ZM253 206H254V204H253ZM255 206L258 207V206H257V203H256ZM26 207H27V206H26ZM102 207H103V206H102ZM110 207H111V206H110ZM170 207H172V206H170ZM174 207H175V205H174ZM174 207H173V208H174ZM211 207H212V206H211ZM231 207H232V206H231ZM249 207H250V206H249ZM263 207H264V206H263ZM113 208L115 209V207H113ZM120 208H122V207H120ZM120 208H119V209H120ZM124 208H125V207H124ZM126 208H127V207H126ZM166 208H167V207H166ZM185 208L188 209V207H185ZM234 208H233V209H234ZM253 208H254V207H252V209H251V208H250V209L253 210V212H254V209H253ZM109 209H110V208H109ZM109 209H108V210H109ZM128 209H129V208H128ZM137 209H138V208H137ZM168 209H169V207H168ZM168 209H164V210H168ZM170 209H171V208H170ZM209 209H210V208H209ZM223 209L220 211V213H223ZM241 209H242V208H240V211L238 212L239 215H243V213H245V211H244L243 209H242V210H243L244 212L241 213V212H242ZM244 209L246 210L247 208L245 207ZM135 210H136V209H135ZM200 210H201V209H200ZM203 210H204V209H203ZM255 210H256V209H255ZM259 210H262V208H261V209H258V211H259ZM263 210H264V209H263ZM123 211H124V210H123ZM190 211H191V210H190ZM196 211H197V210H196ZM225 211H226V212H225ZM231 211H232V209H231ZM246 211H247V210H246ZM249 211H250V210H249ZM106 212H107V210H106ZM109 212H111V211H109ZM121 212H122V210H121ZM121 212H120V213H121ZM139 212H140V211H139ZM228 212H229V213H228ZM261 212H262V211H261ZM136 213H138V211H137ZM136 213H135V215H137ZM186 213H187V212H186ZM192 213H194L193 210H192ZM234 213H235V212H234ZM240 213H241V214H240ZM263 213H264V212H263ZM177 214H179V212H178ZM180 214H181V213H180ZM180 214H179V215H180ZM182 214H183V213H182ZM218 214H219V213H218ZM235 214H236V213H235ZM254 214H255V213H254ZM256 214H258V213L256 212ZM124 215H125V214H124ZM186 215H190V214L187 213ZM202 215H204V214H202ZM208 215H209V214H208ZM219 215H220V214H219ZM222 215H223V214H222ZM229 215H230V214H229ZM262 215H264V214H262ZM132 216H133V214H132ZM183 216H184V214H183ZM225 216H227V215H225ZM231 216H232V214H231L230 216H227V217H231ZM235 216H237V215H235ZM245 216H246V218H247L246 220H247V221H248V220L250 221L249 216L251 217L252 214H251L250 212L247 211V213H246ZM199 217H200V216H198V218H197V217H196V218L199 219ZM239 217H241V216H239ZM242 217H243V216H242ZM252 217H253V216H252ZM127 218H128V217H127ZM127 218H126V219H127ZM129 218H130V217H129ZM129 218H128V219H129ZM184 218H185V217H184ZM184 218H183V219H184ZM223 218H226V217H223ZM237 218H238V216H237L235 219L233 218L234 220H232V218H231L230 221H231L232 223H230V221L228 220V218H227V220H225V222H224L223 220H222V222H224V224H228V225H229V224H232V226H233V224H235L234 222H235V220H237ZM256 218H257L256 220H258V217H256ZM126 219H125V220H126ZM215 219H216V217H215ZM241 219H242V218H241ZM244 219H245V218H244ZM253 219H254V218H253ZM114 220H115V219H114ZM178 220H179V219H178ZM187 220H188V219H187ZM219 220H220V219H218V221H219ZM238 220H239V218H238ZM251 220H252V219H251ZM215 221H216V220H215ZM228 221H229V222H228ZM239 221H240V220H239ZM247 221H246V222H243L244 224H243L242 222L239 223V225L241 224L240 226L236 223V224L241 228V231H242V227H243V226H244V227H248L249 225L251 226V224H249V222H247ZM260 221H261V220H260ZM114 222H115V221H114ZM220 222H221V220L219 221V223H218V222H215V224L217 225V223H218V225H220ZM236 222H238V221H236ZM252 222H253L252 225L255 224V221H252ZM263 222H264V221H263V219H262V223H263ZM258 223H259V222H258ZM125 224H127V223L125 222ZM128 224H129V223H128ZM259 224H261V222H260ZM176 225L179 226L178 223H177ZM176 225H175V226H176ZM182 225H183V224H182ZM211 225L213 226L214 223L211 224ZM216 225H215V226H216ZM143 226H144V224H143ZM145 226H146V225H145ZM183 226H184V225H183ZM183 226H181V229H182ZM221 226H223V224H222ZM225 226H226V225H225ZM225 226H224V227H225ZM234 226H235V225H234ZM250 226H249V227H250ZM141 227H142V226H141ZM176 227H177V226H176ZM224 227H223V228H224ZM244 227H243V228H244ZM255 227H256V226H255ZM201 228H203V227H201ZM212 228H213V227H211V229H209V230L211 231V232H210L211 234L215 232V229H213V230H214V231H213ZM226 228H227V227H226ZM257 228H258V227H256V229H257ZM141 229H142V228H141ZM181 229H180V231H181ZM185 229H186V228H185ZM185 229H183L182 232H183ZM203 229H204V228H203ZM220 229H221V227H220ZM237 229H239V228H237ZM142 230H143V229H142ZM198 230L201 231L202 229H198ZM252 230H254V229L252 228ZM257 230H258V229H257ZM247 231H248V230H247ZM250 231H251V230H250ZM94 232H95V231H94ZM137 232H138V231H137ZM227 232L230 233V231H228V230H227ZM227 232H225V233H227ZM255 232H256V231H255ZM107 233H108V232H107ZM107 233H106V234H107ZM197 233H198V232H197ZM199 233H201V232H199ZM202 233H204V232H202ZM245 233L247 234V232H245ZM137 234H138V233H137ZM180 234H181V232L179 233V235H180ZM204 234H205V233H204ZM216 234H217V233L215 232V235H216ZM219 234H220V233H219ZM253 234H254V233H252V235H253ZM179 235H178V236H179ZM197 235H198V234H197ZM201 235H202V234H201ZM208 235H209V234H208ZM212 235H213V234H212ZM247 235H250V234H247ZM195 236H196V235H195ZM199 236H200V234H199ZM199 236H196V239H199V240H200ZM222 236H223V232H222V234H221V238H220V239L217 238V240H216L215 243H214V245H216V244L218 245V246H217L218 249H220L219 247H223V249H224V247H225V248L228 247L227 244L224 243V242H225L224 236H223V237H222ZM14 237H15V236H14ZM176 237H177V236H176ZM197 237H198V238H197ZM200 237H201V236H200ZM250 237H251V236H250ZM201 238H202V237H201ZM225 238H227V234H226ZM186 239H187V238H185V240H186ZM193 239H195V238L193 237ZM196 239H195V240H196ZM237 239H238V238H237ZM234 240H236V239H234ZM186 241H187V240H186ZM196 241H197V240H196ZM79 242H80V241H79ZM192 242H193V241H192ZM227 242H228V241H227ZM227 242H226V243H227ZM84 243H85V241H84ZM220 243H222V244H220ZM0 244H1V243H0ZM164 245H165V244H164ZM220 245H222V246H220ZM228 245H229V243H228ZM203 246H204V245H203ZM212 246H213V245H212ZM230 246H231V245H230ZM254 246H255V245H254ZM259 246H260V245H259ZM259 246H258V247H259ZM28 247H29V246H28ZM256 247H257V246H256ZM263 247H264V246H263ZM29 248H30V247H29ZM211 248H214V247H211ZM241 248H242V247H241ZM247 248H248V247H247ZM252 248H253V247H252ZM252 248H251V249H252ZM226 249H227V248H226ZM228 249H229V248H228ZM251 249H249L250 252L247 251V252H248V255H249V253H251ZM254 249H255V248H254ZM259 249H260V248H259ZM263 249H264V248H263ZM215 250H216V249H215ZM215 250H212V251L214 252ZM242 250H243V249H242ZM246 250H247V249H246ZM246 250H243L242 253H244V251H246ZM223 251H224V250H223ZM258 251H259V250H258ZM258 251H257V252H258ZM261 251H262V250H261ZM207 253L210 254V252H207ZM245 253H246V252H245ZM253 254H254V253H253ZM16 255H17V254H16ZM261 255H262V254H261ZM180 256H181V255H180ZM262 256H263V255H262ZM262 256H261V257H262ZM17 257H19V255H18ZM150 259H151V258H150ZM29 260H30V259H29ZM153 260H154V259H153ZM17 262H18V261H17Z\"/></svg>",
  "mask_w": 264,
  "mask_h": 264
},
{
  "label": "snow or ice",
  "instance_id": "3",
  "mask_svg": "<svg viewBox=\"0 0 264 264\" xmlns=\"http://www.w3.org/2000/svg\"><path fill=\"white\" fill-rule=\"evenodd\" d=\"M173 223H174V221H173Z\"/></svg>",
  "mask_w": 264,
  "mask_h": 264
}]
</instances>
